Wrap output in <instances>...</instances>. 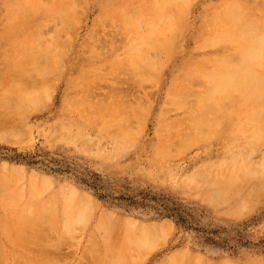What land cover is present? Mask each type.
I'll return each instance as SVG.
<instances>
[{"label": "rangeland", "instance_id": "374dc122", "mask_svg": "<svg viewBox=\"0 0 264 264\" xmlns=\"http://www.w3.org/2000/svg\"><path fill=\"white\" fill-rule=\"evenodd\" d=\"M34 1L35 0H0V88L1 86H3V84L8 83V81L11 79L8 85H6V87L9 88L11 86V88L13 89L9 88L8 92H11L12 90H16L15 92L21 93L22 91L20 96L18 93L19 96L18 97L16 93L15 96L14 95L11 96L9 95V93L7 95L6 87L4 90L2 89L0 90V99H4L7 95L6 98H8V100L5 98L6 99L5 102L7 101L6 102L7 105L10 107L12 105H15L14 109H17L12 113V110L14 109L10 108L9 110H7V105L4 104L5 103L4 100H2L0 103L1 106L0 113L4 112V114L3 113L0 114V180L3 181L0 184L1 185L0 188H2L0 191L5 190L4 188H6L7 191L8 192L10 191L11 193V194L9 193V195H12L14 197L16 195L17 199L18 196L19 198L20 196L24 197V198L21 197L20 201H18L16 198L12 196L10 197L8 195L9 198H12L11 200L7 199L9 201L8 203V201L4 199L5 197L8 198V196L6 195L7 191L5 195H4V191L2 193L0 192L1 193L0 202L4 201L2 202V204L0 203V221H1L0 248L2 246V248L0 249V253H1L0 260L2 259V261H0V264L1 262H3L2 264H17V263L22 264L21 261H23L24 264H37V261L34 262L35 260H33L34 257L36 259L40 260L41 258L43 260V261L40 260V263L38 264H41L43 262H44L43 264H100L101 262L102 264H106L109 262H111L110 264H264V135H263L264 134V99H263L264 78H262V76L264 77V72H263L264 67H262L264 63V59L262 60L260 59L262 62L258 60L259 58L262 57L260 55L264 56V52H263L264 51V35H263L264 0H196V1L192 0L193 3L190 2L191 0H186V1L175 0V3H178L179 1L178 4L180 6L178 4L175 5L174 3L173 4L171 3L172 5H175L177 7L174 8L171 6V8L173 9L169 7L171 4L168 6V2H167L168 0L167 1L161 0L162 2H159L158 0H151V3L150 0L149 2L147 0H140V2H138L139 0H136L137 2L135 0H116V1L108 0L109 1L108 3L106 0H76V1L74 0V3H76V8L74 7L75 4L73 3V0H71V2H67L66 4L69 6L68 8H70V10H72L71 8L73 7L75 10H72L73 15L72 14L70 15L71 16L70 19L72 22L71 23L69 22L70 24L68 25H66L63 22L66 21L67 23V20H69L68 15L70 12L68 13L67 9L65 10L67 6V5L65 6V2L68 0L66 1L63 0L65 2L63 1L61 2L60 0L59 2H57V0H55L58 8L52 7L51 3H53V0H37L38 2H41L42 7L45 6V5L43 6V4H46L48 6L46 7L47 13L44 12L45 7L44 10H42V7L41 9H39V7L36 6L39 3ZM164 1H166L165 4L163 3ZM232 1L236 3H231ZM220 2H222V4ZM62 3L64 5H62ZM70 3H73L74 5L71 4L70 6ZM125 3L126 5H124ZM155 3H157L158 10L162 9L164 6H167L164 9H162L163 11L167 8L164 14L160 13L162 12L161 10L159 11L157 10ZM185 3H187V6H185ZM219 3L221 5H217L219 6L217 8L218 11L217 12L215 8L216 5L214 6V4H219ZM225 3L228 4L227 6L229 7H224ZM30 4L34 6V8H31L33 10L29 9ZM236 4L242 9L239 8L238 6H234ZM20 5L22 8L25 6L23 10L28 12V14L23 13V16L26 19L30 17L29 11L31 12V18H30L31 20L28 18L29 20L27 19L26 21L25 18L21 17L24 20L23 21L21 20L20 22L19 20L21 14L20 10L22 12ZM117 5L118 6L121 5L120 8L119 7L117 8ZM182 5L184 9H180L183 8ZM49 6L52 7V10L51 7ZM53 6H55V2ZM140 6L143 8L144 11H146V13L147 12L151 13L150 16L153 17H150L148 13L147 14L144 13V11L141 10ZM121 7H127L129 9L127 8L123 9ZM130 7L131 10L134 8L136 9V11L133 10L135 15H133V12L130 11L132 13L131 17L133 18H131L129 15L131 14L128 11L130 10ZM146 7L149 9V11H147ZM37 8L40 12L36 10ZM155 8L158 13H154ZM186 8H188V10ZM206 8L209 11H207ZM219 8L222 9L219 10ZM55 9L56 11L54 12ZM60 9L61 10L63 9L62 11H64L66 15L68 14L66 18L65 15L63 14L64 12H62ZM109 9L115 15H121L123 13V15H121V18H118V19H122V21L119 20L120 23L118 22V20L116 21L118 23L113 22L116 19L112 17L113 14L109 11ZM178 9H180V12ZM48 10L50 11V13L53 11V13L58 14V16L60 14H63L64 17L63 16L61 17V15L58 17L55 14L54 15L49 14ZM151 10L152 12L154 11L153 12L154 14L150 12ZM214 10L215 12H213ZM221 10L222 11L224 10L225 12H222ZM228 10L230 12L229 14H228ZM60 11L61 13H59ZM140 11H142V14ZM169 11L173 12V14L171 13L169 14ZM34 12H36V14H34ZM43 12L45 13V15ZM208 12H210L209 16H207L206 14ZM221 12L224 13L225 16L221 15L222 14ZM245 12H246L245 15L247 17L244 15ZM108 13L110 14V19ZM127 13L129 16L127 15ZM159 13L161 17L159 16ZM174 13L175 15L178 14L176 15V18L178 17L185 21V22L183 21V28H182V22H180L178 19H177L178 21H175L176 18L173 17ZM214 13H215V18L213 17ZM219 13L221 14L219 15ZM226 13L228 14L227 15L228 19L231 14L230 17L231 20L227 24L225 23L226 21H224L223 19V17L224 18L226 17ZM41 14L44 15V18H46V16L49 17V15H51L50 16L51 18L52 16L53 18L55 16L54 20H58V22L57 21L54 22L53 18L51 19L48 17L44 20ZM140 14H141V18L147 17L145 19L148 25H146L145 23L146 21H144L145 20L144 18L142 24L144 23L145 24L141 25L140 23L141 18L139 17ZM217 14L220 18L217 16ZM170 15L172 17V21H174V24H172L173 23L172 21L170 22L171 20V17L169 18ZM182 15L183 17H179ZM210 15H213L211 16L212 20H214L213 24L211 22ZM232 15H234V17H232ZM16 16L18 19L16 18ZM38 16H40V18ZM125 16H127L128 18L126 19ZM148 16L152 20H150ZM248 16L253 18V20L250 19ZM36 17L40 19L38 23L37 21L36 23L34 22ZM111 18L113 21L110 22ZM74 19L76 20L75 22ZM132 19L134 20V22L136 20L135 23L138 22L137 23L138 26L137 24L136 26L134 25ZM206 19L207 21L210 20L209 22L210 26L207 24L208 22L206 21ZM228 19L225 20H227L228 22ZM96 20H98L97 21L98 23L100 21V23L98 24L97 22H95ZM167 20H169V22ZM236 20H238V22H235ZM44 21H46L45 24ZM51 21H53V23ZM152 21H155L154 25H152L153 24ZM160 21H162V24L160 23L162 26L159 25L158 27ZM217 21H219L220 23L218 22L217 24ZM247 21L251 22V23L249 22L250 25L246 24ZM33 22L34 25L32 24ZM61 22L64 23V24L62 23L64 26L61 24ZM121 22L123 23L126 22L125 23L126 25L122 23V25L124 26L131 25L128 26L129 28L126 27L129 29V31L132 29V27L134 28L136 27V30L132 29L130 32H128L127 30L124 31L125 29L124 30L121 29L124 28L123 26L120 25ZM178 22L180 25L175 24ZM40 23L43 24L42 25L43 27L42 26L41 27L43 28L44 31H42V29L40 28L41 25ZM112 23L115 24L113 25ZM58 24L59 26H57ZM30 25L33 27H31ZM44 25L46 26L45 28ZM236 25L238 29L235 28ZM257 25L261 26V28H259ZM27 26L28 29H26ZM116 26L118 27L117 32H116ZM142 26H144V28H142ZM168 26L170 29L168 28ZM179 26L181 28H178ZM232 26L233 29L235 30L234 32L233 30H231ZM253 26L254 28L255 27L256 28L254 29ZM29 27H31V29ZM37 27L39 30L40 29L41 30L39 31ZM61 27H62L61 29L62 31L60 30ZM69 27L70 29H68ZM146 28L149 29V31L146 30ZM150 28H155V30L154 29H153L154 31L152 29L150 30ZM166 28L172 30L173 33L167 31ZM210 28L213 29V31L212 30L210 31L209 30ZM227 28H229V31H227V34H229L228 37L226 32L224 31V29L227 30ZM32 29L33 30L35 29L36 31L38 30L39 32L37 31L38 33L35 34L36 31H32ZM57 29L60 31H58ZM162 29H163V33H162ZM174 29L175 32L173 31ZM176 29H179L177 33L180 32L178 33V35L180 34L179 35L180 37H178V35L175 34L177 41L175 39L173 40L175 36L174 37L172 36L174 33H176ZM218 29L221 31V33ZM259 29L263 30L262 34L260 33L262 30L259 32ZM156 30L158 31L160 30V32L159 33L158 31L155 32ZM247 30H250L251 32L254 31L252 32L253 36L255 33H257L256 36L258 37V39L255 36L253 37L249 35L250 36L249 37L247 33H251V32ZM112 31H114V33ZM135 31L136 32L139 31L140 33H136V34L137 36L138 34H141V36L139 35L138 38H133V36L136 35L134 33ZM147 31L148 34L146 35ZM217 31H219V33L216 35ZM32 32H35L34 34L36 35V38L37 35L41 33L39 34L41 36L39 38L41 42L44 40L43 38L46 39L47 37L49 38L51 37L52 39L50 40L48 38L41 43L40 41H38L39 40L38 38L35 39V35L32 34ZM95 32L97 33V37L99 36L98 33H101L99 38L104 37L105 39L101 38L99 40L97 38L96 40L95 37L96 35H94ZM111 32L113 33V38L111 35V37L108 39L109 42H106L108 38L107 34ZM123 32L126 35H124ZM142 33H145L144 36ZM156 33H158V36L161 33L160 36L163 39L161 40L162 43L160 44L157 43V47L160 48L158 49V54L156 51L157 47H155L156 53L153 49V47L156 46V44L154 43L155 44L154 45L153 43H151L153 40H157L159 42V40L161 39L156 35ZM170 33L171 35H167ZM242 33L243 34L246 33L245 36L242 35ZM42 34L43 36L45 35V37H42ZM219 34L220 35L223 34V35H221L220 37ZM232 34H235V36L234 35L232 36ZM29 35L30 37H28ZM114 35L117 36L116 38L120 40L117 41ZM122 35L124 39H121ZM153 35L158 38L156 39V37H154ZM31 36L33 39H35L34 42H32L33 39L31 38ZM128 36H132L133 39L131 37L128 38ZM146 36L149 37V39ZM211 36L212 38L213 36H215L214 37L215 39L213 38L214 42L209 41ZM224 36L225 39L227 37V39L224 41L225 43L223 42ZM231 37L234 38L230 39ZM55 38L60 40L56 41ZM199 38L202 39H200L201 41L198 42ZM206 38H208V40ZM212 38L210 40H212ZM65 39H67V41H65ZM110 39L112 41L113 39H115L116 42H118L115 44L114 41L112 47L110 46L112 49L108 47V45H110L111 43ZM135 39H138L137 40L138 44L136 43V41L134 42ZM139 39L140 40L142 39L141 41H143V43ZM147 39L148 42L146 41ZM169 39L170 40L172 39L171 42L173 41L174 43L169 42ZM235 39L236 41L239 42L238 43L234 42ZM254 39L255 42L257 39L258 43L256 42L254 46L252 43L253 41H251L252 45H250L249 41ZM36 40L40 42V44H38ZM61 40L65 44L66 42L71 44L70 46L71 48H68L69 46H66L64 47L63 52L62 50L60 51L59 49L60 48L63 49V46L59 48V44L57 43L58 45H56L55 43L56 42L60 43ZM54 41L56 42L54 43ZM138 41H140L143 46ZM217 41L219 43H217ZM229 41H231V43H229ZM45 42L47 43L46 48L50 49L52 47L49 53L51 52L53 54V52L59 50L60 52L63 53V55H61L59 51L58 54L60 55L57 56L56 53L52 55L53 57H51V53L48 54V52H46L47 55L45 56V53L43 54L41 51L38 52L43 54L44 56L39 53L38 55H36L37 50L36 48L34 49L33 44L34 45L35 43L36 45L38 44V46L36 45L35 46L38 47L39 49L42 48L43 51L46 49V48L43 49L45 47L44 45L46 44ZM105 42L108 44L105 45L107 46V49H105L106 47L104 48ZM84 43L87 44L85 45ZM94 43L96 45H99V43L101 45L102 43L103 48L100 45L99 46L102 48V50L104 49L105 50L101 51V48L96 46ZM201 43H205V44L201 45ZM65 44L63 45L65 46ZM248 44L250 46L245 47ZM48 45L50 46V48L48 47ZM115 45L116 47H114ZM256 45L257 47L260 48H257ZM251 46H254V49L256 50L258 49L259 55L258 53H256L257 52L256 50H255L256 52L253 51L254 49ZM127 47H130L132 49V50L130 49L131 51L129 50V52L134 54L133 56H135L139 51L144 54L146 53L147 55L141 54L143 58L141 61L140 60L141 58H137L138 55L140 56L139 54L140 52H139L135 58H137L140 61L133 58L134 65H132L133 60L131 62L132 58L130 57V53L128 52ZM234 47L236 48V51ZM66 48L69 49V50L67 49V52H66ZM237 48L240 49V51ZM246 48H248V50L249 48H252L253 50L251 49V51L253 53L250 50L248 51ZM48 49L46 50L48 51ZM88 49H90L91 51ZM93 49L94 51H92ZM33 50L35 52L34 54H33ZM126 50L129 54L126 53ZM237 50L240 53H238ZM64 51L66 52L67 55L64 54L65 53ZM84 51L86 52V54L84 53L83 55ZM134 51H136V54ZM170 51L172 55L169 54ZM121 52L123 53V55L125 54L123 57H120ZM159 52L161 53V55ZM231 52H232L231 56H228L230 55ZM233 52L234 53L237 52L236 56L233 54ZM241 53H243L244 55ZM148 54H150V56L152 57L151 58L149 56V59H152V62H150L151 60L149 61L150 64L147 61L148 59L144 60L143 57L144 55L147 58ZM127 55H129V57ZM218 55H225L226 58L230 57L228 59H232V60L227 61L225 56H222L221 58L224 59H221L220 57H218ZM233 55L236 58H233ZM251 55L252 57H250ZM154 56L155 59H153ZM156 56H158L159 58H157ZM244 56H247V58ZM256 56H258L259 58ZM48 57H51L53 59ZM127 57L129 61L127 60ZM211 57L214 59L211 60L212 59ZM119 58L120 59L122 58L121 59L122 65L120 63L121 61ZM205 58H207L208 60ZM217 58L218 59L220 58V61H218ZM55 59L57 60L55 61ZM114 59L115 61L117 59V61L114 62V64L118 62L116 65H119L120 67L122 66V68L124 64L125 65L124 68L120 69L118 66L117 68L119 69H116L115 65L112 68L113 66L112 62ZM162 59L165 61V62L163 61L164 63L167 62L165 68L163 69L161 68L165 64H163L162 66ZM168 59L171 61H169ZM236 59L239 60L237 61ZM123 60H127L128 63H126L127 61L123 62ZM153 60L158 62L157 63L155 61L153 62ZM214 60L215 62H213ZM226 61L227 63H225ZM232 61L238 62L237 64H235L236 62L233 63L234 65L233 68L235 71L232 70L233 68H230V66H232ZM257 61L260 62L258 63ZM137 62L141 66H137ZM217 62H218L217 64L218 67L214 66V63L216 64ZM221 62H224L226 66ZM244 62H247L246 64H250V66H254V67H249L248 65H245ZM104 63L109 66H104ZM129 63L131 64L130 67H132L134 70L129 69L130 68L128 65ZM240 63L241 66H239ZM98 65L102 67L101 68L102 70L98 69L99 68ZM235 65L237 68L238 66L239 68L241 67L240 69H238L240 70V72L237 70ZM242 66L246 68L249 67V70L248 68L247 69L244 67L242 68ZM255 66L260 67V70L262 69L263 74L259 72L257 73L255 70H258V68L255 70L253 69L255 68ZM103 67L104 68L108 67V68L103 69ZM195 67H198V70L195 69ZM223 67L224 69L226 67H229L228 72L230 74L227 73V69L224 70ZM154 68H157L158 70L156 71ZM207 68L209 71H213V68H215L214 69L215 73L210 72L211 73L210 74L209 71H207ZM216 68H218L219 70ZM159 69L163 70V72L161 70L159 71ZM202 69L205 70L203 71ZM221 69H223V72ZM128 70H130L131 72L130 71L128 72ZM199 70H201V72ZM142 71H145V73L144 72L142 73ZM245 71L249 73L248 75H250L251 72L250 79L253 80L254 83L248 80L249 78L247 74H245ZM139 72L143 74L141 78ZM205 72L208 77L204 75ZM129 73H132L133 75L131 74L132 76H130ZM179 74L182 75V78L179 76ZM183 75L189 76L188 80L190 81L186 79L188 77L185 78L183 77ZM212 75L214 78L212 77ZM229 75L231 76L229 77V79L224 78V77H228ZM252 75H254V77ZM82 76L84 79L81 78ZM134 76H136V78H132ZM112 77L116 78V80L113 79ZM193 77L195 78V80L197 78V82L199 81V79L201 80V82L199 81V83H197V84L201 83L199 86L196 85V82H194L195 80L193 79ZM211 77L213 78L214 81L209 82L212 79ZM12 78L14 79V81L12 80ZM184 78L186 80H184ZM208 78L211 79L209 80ZM233 78H235L234 81ZM246 78H247V82H245ZM74 79L75 82L73 81ZM117 80L120 81L122 80V81L120 82ZM191 80L194 82L195 87H197L194 89V91L199 92L198 97L200 96L203 97L202 100L204 104L200 100L201 97L200 98L197 97L198 92L197 93L193 92V90H190L191 88L190 89L188 88V92H186L187 91L186 88L191 87L192 84ZM202 80L203 81L205 80V82H202ZM221 80L223 83L221 82ZM228 80L230 81L228 82ZM241 80L243 81L242 84H241ZM184 81L187 83V86ZM231 81L232 84L230 83ZM213 82H215L214 83L215 85L213 84ZM99 83L100 84L103 83L104 85H100ZM115 83L121 84V85H117V88L122 86L123 89L122 87H120L118 88L119 92H117L118 89L116 88V86H114ZM86 84L96 85V87L94 88L95 89L97 88V90L95 91V89L93 88V90L95 91L94 94H96L97 91H99L97 95L99 96L101 93L102 96L100 97H102L104 100H105L104 97L106 95L108 96L111 95V91L113 95L116 93L117 96L121 91V95L118 96L119 99H117L116 95L113 97L109 96V98H107L108 96H106V98L108 100L110 99V101L113 99L112 102L115 101V103L117 100L118 102L119 100H122V102L121 101L120 102L123 103V105L121 104L119 106L120 103L118 102H117L118 104L116 105H113L114 103L111 102L112 104L110 105V103H108L105 100V102H107L109 106H107V104L105 103L107 107L106 106L102 107L105 104L103 105L102 104L103 101H101L102 98L98 99L97 98L98 96L96 95V97H93V100L94 101L97 100L98 103L101 102L100 104H102V106H100V104L95 103L92 100L93 104L94 103L96 104V105L94 104L95 105L94 108L93 105L91 104L92 101L90 99H89L90 101L87 100V94L89 93L91 94V92L93 94V91L90 92L86 91L87 89L89 90L92 86L89 85L87 87ZM105 84L107 85L110 84L112 86L111 87L110 85H108V87L111 89L109 91L110 94L108 92L109 88H107L106 87L107 85ZM181 84L182 87L185 84L186 86V87L184 86L185 90H183L180 87ZM99 85L105 86L103 87L105 88V90H103L102 87H100L99 89L98 88ZM194 85L192 86L193 88ZM201 85H203V87L205 86L204 87L205 91L203 92L201 91L203 90ZM238 85L239 86L242 85L243 88L242 86L239 87ZM114 87L116 89H114ZM225 87H226V91H224ZM231 87L234 89V93L232 92L233 89ZM238 87L241 88L240 89L241 91L239 90ZM245 87H247L248 90L250 89V91H246ZM112 88L114 89V91L112 90ZM175 88H177V90ZM179 88H181L182 90ZM170 89H172L171 91H173V93L177 91L176 92L177 94H179V92L181 91L183 92L185 91L184 93L186 94V96L188 95L190 99L188 97L185 98L186 96H184L183 92H181L182 96L180 94V98L179 95H177L176 93H175L176 95L170 94L169 92ZM216 89H219V91L218 90L216 91ZM242 89L246 91L248 97H245L246 94L245 92H243ZM251 90L253 92L255 91V93H253ZM4 91L6 92L5 93L6 95L2 94L4 93ZM229 92L231 95L229 94ZM240 92L241 94L243 93V95L244 94L245 95L244 96L241 95ZM193 93L196 94V96ZM258 93L259 95L262 94L263 95L259 96ZM40 94H44V96L42 95L44 99L38 100L37 97L36 103L39 101L38 102L39 104L32 103L33 101L32 102L30 101L31 100L30 98L34 99V96L36 97V95L37 96L39 95L42 98ZM122 94H124L123 96H126V98L129 99V103L126 98H123ZM138 94H140L142 97ZM220 94L221 96H219ZM74 95L75 97H77L78 102L77 100L74 99L75 98ZM79 95L80 96L86 95L84 98H86L87 101L85 100L82 101L83 99H81ZM226 95H227V99H226ZM254 95L255 97L257 95L258 99L259 97H262L260 99H263L261 100L263 104H259L261 103L259 102L260 99L258 100L255 97L253 99ZM16 96L20 100V102L23 100V102H21L20 104H23L24 100H26L25 101L26 104L28 102L29 104L28 105L18 104L17 99H15ZM91 96L89 98H92ZM144 96L145 99H143ZM192 96L195 97L191 99ZM12 97H15L14 99L16 100V102L14 101L15 103L12 102L13 104L12 103L9 104V102H11L10 99ZM139 97H141L143 100L147 99L149 102L146 101L147 102L146 104L145 102H142L143 100H140ZM182 97L185 99L183 100ZM224 97H225V101L223 100ZM138 99L140 101H138ZM180 99L184 101L185 106H183V101L181 103ZM245 99L247 102H244ZM255 99L256 101H258L257 104L256 103L252 104L256 102ZM249 100L251 101L248 102ZM169 101L172 102L169 103ZM187 101L189 102L187 103ZM173 102L175 104H172ZM218 102L220 103V105ZM235 102H237L238 104ZM200 103H202L203 106L206 103H208L207 108L210 107L211 109L210 108H209L210 110L206 109L205 106L203 107ZM30 105L31 106L33 105L32 108ZM117 105L120 109H123L121 111V114L120 111L119 112L117 111V109H119ZM127 105L129 106L127 107ZM176 105L177 107L179 106L182 107L181 108L179 107L178 109L174 110V108H177ZM200 105L202 106V110L199 109L201 108ZM236 105H238V107L235 110ZM239 105L241 106L240 108ZM243 105L244 106L247 105L246 109ZM250 105L252 108H250ZM97 106L99 108H97ZM169 106L172 108H170ZM167 107L169 108L165 113V109ZM194 107L196 110H194ZM140 108H142V110ZM216 108L217 110H212ZM2 109H5V111H3ZM126 110H129L130 113L129 111ZM140 110L142 113L144 110L145 113L140 114ZM231 110L232 112L234 111L235 113L233 112V114H231L232 113ZM261 110H263V112ZM162 111L164 113H162ZM216 111H218L219 114L222 112L219 115L220 117L218 116V113L216 115L215 113ZM249 111L250 113L252 111L254 112V113L252 112V114L254 115L253 120L251 117L252 114H249ZM116 112H118V114ZM127 112L129 114H126ZM5 113L8 116L5 115ZM115 114H117V116ZM145 114H147L146 119H144ZM190 114L191 116L193 115L192 118H188ZM195 115L197 116L195 117ZM142 117L144 118L142 119ZM197 117H199L198 120ZM179 118L181 119L179 120ZM175 119L176 120L178 119V121L181 122L177 123ZM184 119L186 121H188L189 119L191 120L188 121L189 123L187 122L189 124V125L187 124L188 127H186V121ZM192 119L193 120L195 119L194 120L195 122L198 121L197 122L198 125H196ZM200 119L202 122L201 121L199 122ZM160 120H162L163 122ZM171 120H174L177 123V125L172 124ZM167 122H170L173 126L172 125L170 126V123L168 124ZM190 122H192L193 124H191ZM181 123H183V125H181ZM161 124L165 126L166 131H164L163 125L162 127L160 126ZM179 124L183 129L186 127L187 131L181 132L180 134L182 128H179L180 127ZM199 124L201 127L199 126ZM194 125H196L197 127L195 126L193 128ZM243 126H245V128H247L248 130L250 129L249 132ZM215 129L217 130L215 131ZM251 131L253 132L251 133ZM185 134H188V138L189 137L190 138L188 139L187 135L185 136ZM191 134L192 135L196 134V135L192 136ZM174 135L178 140L175 138ZM197 135L198 137L201 136L202 140L200 139L201 137L198 139ZM184 137L187 139H185ZM179 141H183L182 143L184 145L180 144L181 142ZM166 143L168 146L166 145ZM169 143H171V145ZM173 144H175V146ZM186 144H188L187 145L188 147L186 146ZM168 147L169 150L171 149L172 151L170 150L169 152L170 155L168 156L167 154L168 157L166 158L165 154L168 151ZM178 147L182 148L180 149L181 151L177 150ZM162 148L163 149L166 148L167 151L163 150ZM173 148H175L176 150L175 149L173 150ZM232 177L237 179H232ZM239 177L242 178L239 179ZM226 178L228 179V183L226 182L227 180H225ZM31 181L35 182V184ZM2 183L4 184L2 185ZM30 184L32 186H30ZM72 186L73 188H76L77 191L76 189L75 190L72 189ZM70 187L72 190H70ZM254 189L256 191H254ZM73 190L76 191V196H73L75 195V193H73L74 192ZM35 191L37 193H35ZM219 191L222 193H220ZM20 193L23 195H21ZM63 193L69 196L67 195L65 196ZM36 194H37V198L35 197ZM30 195L34 198L33 200L32 197H30ZM82 196H84L83 197L85 198L84 200ZM38 197L40 198V200H38ZM28 198L31 199L30 202ZM65 199L70 202H65ZM240 200H242V202ZM71 202L72 205L70 204ZM16 203L17 205L20 204L19 206H21V204L23 206L19 207L16 205ZM28 203L29 204L31 203L30 204L31 206ZM66 203H68L69 205H67ZM82 203L84 204L82 205ZM9 204L10 205L13 204L14 208ZM25 204L28 206V208ZM3 205H4V209H2ZM70 205L73 207L71 208V210H70ZM78 205H81V207L80 206L78 207ZM29 206L32 207L31 210L32 209L35 210L33 211L36 212L35 215H32L33 213L31 211L29 212L27 211V209L30 208ZM66 206L69 208V211H66L68 210ZM78 208H80L81 210L82 208L83 209L86 208L85 213H83L84 212L83 210H82L83 212L80 213ZM240 208L242 209L240 210ZM18 210L19 211L21 210V212L18 213ZM22 210L24 214H22L23 213ZM3 212L4 215L2 214ZM5 212H7V214H5ZM26 213H30V217L28 214L29 218L24 216ZM69 213L70 216L71 215L75 216V218L77 219V220L75 219L76 223L74 222L73 217L68 216ZM77 214H79L81 220L77 218L78 216ZM38 215L42 216V218H39L40 216L36 218ZM110 215H112V218ZM105 216H107L108 218ZM25 217L27 219L32 220V221L29 220V224L27 225L26 223L28 222L27 219H25ZM102 217L103 218L105 217V220L108 219L110 222L109 221L105 222L104 220H102ZM21 219L24 222L22 221L20 222ZM99 219L104 222V224L101 225V227L104 228V230L101 229L100 227V223L102 222L99 223L100 221ZM117 219L119 220L117 221ZM36 221L40 222V224L38 223L36 224ZM114 221L116 222V224ZM15 222L19 223L17 224L18 225L17 227ZM8 224L11 230L17 229V231H19L23 226L24 228L26 227L25 230H27L28 228L27 231H29L30 229L32 232L39 233L40 235L37 234L38 238H36L37 236L35 233L31 235L32 234L31 232L27 233L25 232V230L21 229L20 235L23 234L22 236H25L27 238V241L25 240V237L20 238L19 232H16V234L18 235L15 236L14 234V236L12 237L13 232L10 233L11 235L9 234V231L11 230H8L7 228ZM31 224H33L32 225L33 227L31 226ZM154 224L156 228L155 230L152 229L154 228L153 226ZM19 225H21V228ZM129 225L133 226V228L129 227ZM160 226L164 230L162 231V233H161L162 228ZM166 226L167 229L165 230ZM4 227H6L7 229H5ZM125 227L127 230L125 229ZM158 227L161 228L160 231ZM21 231L29 234V236H26L27 234L24 235V233ZM147 233L152 237H150ZM157 233L159 236L157 235ZM155 234L157 236H155ZM153 237L154 238L157 237L156 240H154ZM42 238L45 239L46 241L43 240ZM28 241L30 242L29 243L30 247L29 246L25 247L28 245L27 244ZM22 243L24 244L21 245ZM46 243H48L47 249L44 248L46 246H43L46 245ZM4 244L5 245L8 244V245L5 246ZM42 247L45 250H43ZM48 249L49 251L52 250V253L50 251L49 254ZM38 251L41 253H39ZM45 251L48 252L45 253ZM196 254L198 256H196ZM182 255H184V258ZM49 256H51L53 260L50 259ZM18 260H20V262Z\"/></svg>", "mask_w": 264, "mask_h": 264}, {"label": "bare ground", "instance_id": "6f19581e", "mask_svg": "<svg viewBox=\"0 0 264 264\" xmlns=\"http://www.w3.org/2000/svg\"><path fill=\"white\" fill-rule=\"evenodd\" d=\"M35 1L38 2L37 0H35ZM35 1H34V2H35ZM60 1L62 2L63 0H60ZM65 1H66V0H65ZM65 1H63V2H65ZM75 1H76V0H75ZM106 1H107V3L109 2L108 0H106ZM115 1H116V0H115ZM135 1H136V0H135ZM147 1L149 2V0H147ZM158 1H159V2H162L163 0H162V1H161V0H158ZM166 1H167V0H166ZM166 1H164L163 3L165 4ZM170 1H171V0H168V1H167V2H168V6H169L171 3H172V4L174 3L175 5H177V4L179 3L180 0L178 1V3H175V0H173L174 2H173V1L170 2ZM185 1H186V0H185ZM195 1H196V0H195ZM54 2H55V6H53ZM57 2H59V0H57ZM67 2H71V0H70V1H69V0L66 1V2H65V6L67 5V4H66ZM136 2H137V1H136ZM138 2H140V0H139ZM141 2H142V1H141ZM159 2H158V3H159ZM169 2H170V3H169ZM181 2H182V1H181ZM181 2H180V4H181ZM190 2L193 3L192 0H191ZM190 2H189V3H190ZM229 2H230V1H229ZM38 3L40 4V5L38 4L39 6L36 5V4H34V5H36L37 7H39V9H41V7H42L41 2H38ZM73 3H74V0H73ZM73 3H70V6H71V4H73ZM112 3H113V2H112ZM118 3H119V2H118ZM150 3H151V0H150ZM220 3L222 4V2H220ZM220 3H219V4H214V6L216 5V6H215L216 11H217V8L219 7V6H217V5H221ZM231 3H236V2H233V1H232ZM68 4H69V3H68ZM74 4H75V5H74ZM74 4H73V5H74V7L76 8V3H74ZM136 4H137V3H136ZM146 4H147V3H146ZM155 4H156V8H157V3H155ZM159 4H160V3H159ZM159 4H158V5H159ZM172 4H171L169 7L171 8V6H172V7L175 8L176 6H175V5H172ZM190 4H191V3H190ZM44 5H45V6H44ZM51 5H52V7H57V3H56V1L53 0V3H51ZM62 5H64V4L62 3ZM121 5H122V3H121ZM121 5H120V6H121ZM124 5H126V3H125ZM127 5H128V4H127ZM143 5H145V4H143ZM149 5H150V4H149ZM160 5H161V4H160ZM160 5H159V6H160ZM166 5H167V4H166ZM178 5H179V4H178ZM227 5H228V4L225 3V6H224V7H229V6H227ZM23 6H24V5H23ZM29 6H30L29 9H30V10H33V9H31V8H34V6H32L31 4H30ZM43 6L45 7V10H44V7H42V10H44V12L47 13V11H46V7H48V6H47L46 4H43ZM65 6H64V7H65ZM105 6H106V5H105ZM120 6L117 5V8H118V7L120 8ZM132 6H133V5H132ZM162 6H163V5H162ZM179 6H180V5H179ZM185 6H187V3H185ZM190 6H191V5H190ZM210 6H211V5H210ZM212 6H213V5H212ZM222 6H223V5H222ZM234 6H238V5L236 4V5H234ZM20 7H21V5H20ZM49 7H51V6H49ZM52 7H51V10H52ZM68 7H69V6L67 5L66 8H65V10L67 9L68 13L70 12L69 15L67 14L68 17H69V20H67V23H66V21H63L64 19L62 20L66 25H68V24H70V23L72 22L71 19H70V18H71L70 15H71V14L73 15L72 10H75L73 6H72L73 8H71L72 10H70V8H68ZM133 7H134V6H133ZM140 7H141V6H140ZM147 7H148V6H147ZM147 7H146V9H147V11H149V9H148ZM151 7H152V6H151ZM153 7H154V6H153ZM165 7H167V6H164L162 9H164ZM182 7H183V5H182ZM188 7H189V6H188ZM220 7H221V6H220ZM238 7H239V6H238ZM23 8H25V6H24ZM23 8L21 7L22 12H21V10H20V13H21L22 15L20 14V17L18 16L20 22H21V20H22V21L24 20V19H22V18H25V17L23 16V13L28 14V12H26L25 10H23ZM57 8H58V7H57ZM59 8H61V7H59ZM109 8H110V7H109ZM113 8H114V7H113ZM121 8L124 9V8H127V7H121ZM138 8H139V7H138ZM156 8H155V12L153 11L154 13H158V12H157L158 8H157V10H156ZM170 8H169V10H170ZM176 8H177V7H176ZM207 8H208V7H207ZM207 8H206V10H207ZM213 8H214V7H213ZM239 8H241V7H239ZM247 8H248V7H247ZM11 9H12V8H11ZM53 9H54V8H53ZM127 9H129V8H127ZM144 9H145V8H144ZM162 9H159V10L162 11ZM166 9H167V8H166ZM166 9H165V10H166ZM171 9H173V8H171ZM180 9H184V7H183V8H180ZM180 9H178L179 12H180ZM186 9L188 10V8H186ZM211 9H212V8H211ZM220 9H222V8H219V10H220ZM227 9H228V8H227ZM231 9H232V8H231ZM241 9H242V8H241ZM36 10H38V8H37ZM60 10H61V9H60ZM62 10H63V9H62ZM62 10H61V11H62ZM117 10H118V9H117ZM125 10H126V9H125ZM133 10L136 11L135 8L131 10V7H130V10H128V11H129V12L132 11V12H133V15H135V13H134ZM141 10L144 11L142 7H141ZM159 10H158V11H159ZM165 10H163V11L160 12V13H161V14H162V13L164 14V13H165ZM12 11H13V10H12ZM12 11H11V12H12ZM23 11H24V12H23ZM34 11H35V10H34ZM38 11H39V10H38ZM38 11H37V12H38ZM55 11H56V9L54 10V12H55ZM58 11H59V9H58ZM58 11H57V12H58ZM61 11H60L59 13H61ZM67 11H66V12H67ZM83 11H84V10H83ZM109 11L112 13V11H111L110 9H109ZM128 11H127V12H128ZM142 11H140L141 14H142ZM174 11H175V10H174ZM207 11H209V10H207ZM221 11H222V10H221ZM226 11H227V10H226ZM9 12H10V11H9ZM14 12H15V11H14ZM14 12H13V14H14ZM39 12H40V11H39ZM44 12H43V13H44ZM57 12H56V13H57ZM62 12H64V11H62ZM81 12H82V11H81ZM110 12H109V13H110ZM129 12H128V13H129ZM138 12H139V11H138ZM150 12H152V10H151ZM153 12H152V13H153ZM185 12H186V11H185ZM213 12H215V10H214ZM217 12H218V11H217ZM217 12H216V13H217ZM222 12H225V11L223 10ZM222 12H221V13H222ZM231 12H232V11H231ZM45 13H44V15H45ZM48 13H49V14H53V15L55 14V13H53V11L50 13L49 10H48ZM109 13H108V14H109ZM128 13H127V15H128ZM130 13H131V12H130ZM144 13H146V11H144ZM147 13H148L149 16L151 15V13H149V12H147ZM147 13H146V14H147ZM154 13H153V14H154ZM160 13H159V16H160ZM170 13L173 14V12H170V11H169V14H170ZM176 13H177V11H176ZM209 13H210V12L206 13L207 16H209ZM211 13H212V12H211ZM221 13H219V15H220ZM229 13H230V12H229V10H228V14H229ZM232 13H233V12H232ZM29 14H30V17H28V18L30 19V18H31V12H30V11H29ZM34 14H36V12H34ZM38 14H39V13H38ZM63 14L65 15V18H66V17H67L66 13L64 12ZM63 14H60L61 17H62V16L64 17ZM74 14H75V13H74ZM83 14H84V13H83ZM112 14H113V13H112ZM118 14H119V12H118ZM141 14H140V16H139L140 18H141ZM146 14H144V15H146ZM153 14H152V15H153ZM166 14H167V12H166ZM169 14H168V15H169ZM228 14L226 13V17H227ZM241 14H242V13H241ZM245 14H246V12L244 13V15H245ZM11 15H12V13H11ZM17 15H18V13H17ZM44 15L41 14V16H43V19L45 20L48 16H46V18H44ZM46 15H47V14H46ZM55 15L58 16V14H55ZM60 15H59V16H60ZM78 15H79V14H78ZM114 15H115V14H113L112 17H114L116 20L113 21L112 18H111L110 22L113 21V22H115V23H118V22L120 23L119 20L122 21V19H118V18H121V15H123V13H122L121 15H115V16H114ZM129 15H130V17H131L132 13L129 14ZM129 15H128V16H129ZM138 15H139V13H138ZM156 15H157V14H156ZM176 15H178V14H176ZM176 15H175V13H174V16H173V17L176 18ZM213 15H214V16H213ZM213 15H210V19H211L212 24H213V21H214V20H212V17H211V16H213V17L215 18V13H214ZM221 15H224V13H222ZM28 16H29V15H28ZM33 16H34V15H33ZM50 16H51V15H49L48 18H51ZM57 16H56V17H57ZM59 16H58V17H59ZM81 16H82V15H81ZM117 16H118V17H117ZM119 16H120V17H119ZM149 16H148V17H149ZM157 16H158V15H157ZM162 16H163V15H162ZM165 16H166V15H165ZM207 16H206V17H207ZM217 16H218V14H217ZM224 16H225V15H224ZM242 16H243V15H242ZM245 16H246V15H245ZM13 17H14V16H13ZM21 17H22V18H21ZM26 17H27V16H26ZM38 17L40 18V16H38ZM38 17H36V19H38ZM116 17H117V18H116ZM134 17H135V16H134ZM137 17H138V16H137ZM150 17H153V16H150ZM150 17H149V19L152 20ZM160 17H161V16H160ZM170 17H171V15L169 16V18H170ZM179 17H183V15H182V16H179ZM218 17H219V16H218ZM221 17H222V16H221ZM226 17H225V18L223 17V19H224V21H226L225 23L227 24V23H229L230 20H231V19H230L231 14H230L229 19H228V17H227V18H226ZM232 17H234V15H232ZM246 17H247V16H246ZM248 17H249V16H248ZM16 18H17V16H16ZM28 18H27V19H28ZM52 18H53V16H52ZM52 18H51V19H52ZM54 18H55V16H54ZM54 18H53V20H54ZM79 18H81V17H79ZM106 18H107V17H106ZM125 18L127 19L128 17L125 16ZM131 18H133V17H131ZM140 18H139V20H140ZM143 18H144V17H142L141 20H140V21H141V22H140L141 25H144L145 23H146V25H148V24H147V21H146V19H145V18H147V17L144 18V19H145L144 21H146V22H145L144 24H142V23H143ZM158 18H159V17H158ZM219 18H220V17H219ZM249 18L253 20V18H251V17H249ZM254 18H255V17H254ZM17 19H18V18H17ZM27 19L25 18L26 21H27ZM29 19H28V20H29ZM36 19H35L34 22L36 23V21H37V23H38L40 19H38V20H36ZM43 19H42V20H43ZM58 19H60V18H58ZM72 19H73V18H72ZM109 19H110V14H109ZM134 19H135V18H134ZM149 19H148V20H149ZM155 19H156V18H155ZM155 19H154V20H155ZM177 19H178L180 22H182V28H183V21H184V20H182L181 18H178V17H177L175 21H178ZM208 19H209V17H208ZM225 19H228V22H227V20H225ZM30 20H31V19H30ZM42 20H41V21H42ZM78 20H79V19H78ZM117 20H118V22H116ZM132 20H133V19H132ZM132 20H131V21H132ZM139 20H138V21H139ZM181 20H182V21H181ZM252 20H251V21H252ZM55 21L58 22V20H54V22H55ZM60 21H61V20H60ZM75 21H76V20L74 19V22H75ZM97 21H98V20H96L95 22H97ZM124 21H125V19H124ZM124 21H123V22H124ZM167 21L169 22V20H167ZM171 21H172V17H171L170 22H171ZM206 21H207V19H206ZM242 21H243V20H242ZM254 21H255V20H254ZM24 22H25V21H24ZM34 22L32 23L33 25H34ZM45 22H46V21H44V24H45ZM51 22L53 23V21H51ZM63 22H61V24H62ZM69 22H70V23H69ZM77 22H78V21H77ZM123 22H121L120 25L124 27V28H121V29H123V30L125 29L124 31L127 30L128 32H130L132 29L136 30V27H135V28L132 27V29L129 31V29H128L129 27H128V26H131V25L124 26V25H126L125 23H126L127 21H126L125 23H123ZM132 22H134V20H133ZM135 22H136V20H135ZM135 22H134V25L136 26V24H137L138 22H137V23H135ZM150 22H151V21H150ZM150 22H149V23H150ZM152 22H153L152 25H154V22H155V21H152ZM156 22H157V20H156ZM168 22H167V24H168ZM172 22H173L172 24H174V21H172ZM184 22H185V21H184ZM207 22H208L207 24L209 25L210 20L207 21ZM218 22H219V21H217V24H218ZM222 22H223V21H222ZM235 22H238V20H236ZM235 22H234V23H235ZM249 22H250V21H249ZM249 22L247 21L246 24H249ZM258 22H260V21H258ZM49 23H50V21H49ZM49 23H47V24H49ZM52 23H51V24H52ZM64 23H63V24H64ZM79 23H80V22H79ZM97 23H98V22H97ZM99 23H100V21H99ZM99 23H98V24H99ZM115 23H114V24H115ZM122 23H123L124 25H122ZM160 23L162 24V21L159 22L158 27H159V25L162 26ZM219 23H220V22H219ZM223 23H224V22H223ZM250 23H251V22H250ZM22 24H23V22H22ZM27 24H28V23H27ZM32 24H31V25H32ZM40 24H41V25H40ZM40 24H39V25H40V28L42 29V31H44L43 28H42V27H43V26H42L43 24H42V23H40ZM63 24H62V25H63ZM74 24H76V23H74ZM77 24H78V23H77ZM112 24H113V23H112ZM114 24H113V25H114ZM175 24L178 25L179 22H178V23H175ZM212 24H211V25H212ZM215 24H216V22H215ZM226 24H223V25H226ZM231 24H232V23H231ZM25 25H26V23H25ZM31 25H30V26H31ZM62 25H61V26H62ZM72 25H73V24H72ZM116 25H118V24H116ZM120 25H119V26H120ZM139 25H140V24H139ZM150 25H151V24H150ZM152 25H151V26H152ZM169 25H170V23H169ZM179 25H180V24H179ZM249 25H250V24H249ZM36 26H37V24H36ZM36 26H35V28H36ZM41 26H42V27H41ZM57 26H59V24H58ZM63 26H64V25H63ZM77 26H78V25H77ZM97 26H98V25H97ZM97 26H96V27H97ZM99 26H100V25H99ZM137 26H138V24H137ZM172 26H173V25H172ZM172 26H170V27H172ZM209 26H210V25H209ZM209 26H208V27H209ZM219 26H221V25H219ZM247 26H248V25H247ZM247 26H246V27H247ZM254 26H255V25H254ZM254 26H253V28H254ZM257 26H258V25H257ZM263 26H264V25H263ZM23 27H24V25H23ZM31 27H33V26H31ZM31 27H29V28L31 29ZM45 27H46V26L44 25V28H45ZM110 27H111V26H110ZM126 27H128V28H126ZM140 27H141V26H140ZM166 27H167V26H166ZM215 27H216V26H215ZM217 27H218V26H217ZM225 27H226V26H225ZM258 27L261 28V26H258ZM258 27H257V28H258ZM54 28H55V26H54ZM66 28H67V27H66ZM66 28H65V29H66ZM97 28H98V27H97ZM107 28H108V27H107ZM113 28H114V26H113ZM137 28H139V27H137ZM142 28H144V26H142ZM160 28H161V27H160ZM160 28H158V29H160ZM163 28H164V27H163ZM168 28H169V26H168ZM176 28H177V27H176ZM178 28H181V27L179 26ZM223 28H224V26H223ZM229 28H230V27H229ZM229 28H227V30H225L226 28L224 29V31L226 32V34H227V31H229ZM235 28L238 29V28H237V25H236ZM240 28H241V27H240ZM247 28H248V27H247ZM247 28H245V29H247ZM255 28H256V27H255ZM255 28H254V29H255ZM26 29H28V26H27ZM37 29H38V27H37ZM41 29H40V30H41ZM58 29H59V28H58ZM58 29H57V30H58ZM61 29H62V27L60 28V30H61ZM68 29H70V27H69ZM117 29H118V27L116 26V32H117ZM151 29H152V30H153V29L155 30V28H150V30H151ZM156 29H157V27H156ZM166 29H167V28H166ZM169 29H170V28H169ZM169 29H167V31L172 32V30H169ZM214 29H215V28H214ZM38 30H39V29H38ZM38 30H37V31H38ZM40 30H39V31H40ZM54 30H55V29H54ZM57 30H56V31H57ZM60 30H58V31H60ZM63 30H64V29H63ZM146 30L149 31V29H147V28H146ZM154 30H153V31H154ZM164 30H165V29H164ZM209 30H210V31H211V30L213 31V29H211V28H210ZM218 30H219V29H218ZM221 30H222V29H221ZM231 30H233V32L235 31V30L233 29V26H232V29H231ZM250 30H251V29H250ZM250 30H247V31L251 32ZM257 30H258V29H257ZM261 30H262V29H259V32H260ZM263 30H264V29H263ZM263 30L260 32L261 34H262ZM32 31H36V30H35V29H34V30L32 29ZM37 31H36V33H35V32H32V34H34V33L37 34V33L39 32V31H38V32H37ZM56 31H55V32H56ZM58 31H57V32H58ZM61 31H62V30H61ZM94 31H95V30H94ZM99 31H100V29H99ZM118 31H120V30H118ZM140 31H142V30H140ZM148 31H147L146 35L148 34ZM157 31H158V30H156L155 32H157ZM173 31L175 32V29H174ZM177 31H179V29H176V33H174V34L172 35L173 37L175 36V34L178 35V33H180V32L177 33ZM219 31H220V30H219ZM219 31H217L216 35L219 33ZM244 31H245V30H244ZM247 31H246V32H247ZM11 32H12V31H11ZM17 32H18V31H17ZM101 32H102V31H101ZM112 32L114 33V31H112ZM112 32H111V33H112ZM159 32H160V30L158 31V33H159ZM182 32H184V31H182ZM203 32H204V31H203ZM205 32H206V31H205ZM230 32H231V31H230ZM241 32H243V31H241ZM241 32H240V33H241ZM252 32H254V31H252ZM252 32H251V33H247L248 36H249V35H250V36H253V35H252V34H253ZM259 32H258V34H259ZM43 33H44V32H43ZM59 33H60V32H59ZM59 33H58V34H59ZM69 33H70V32H69ZM90 33H91V32H90ZM93 33H94V32H93ZM93 33H92V34H93ZM102 33H103V32H102ZM104 33H105V32H104ZM111 33L107 34V35H108V36H107L108 38H107V41H106V42H109L108 39L111 37V35H112V38H113V33H112V34H111ZM119 33H120V32H119ZM123 33H124V32H123ZM126 33H127V32H126ZM134 33L136 34V33H140V32H139V31H137V32L135 31ZM158 33H156L157 36H158ZM162 33H163V29H162ZM165 33H166V32H165ZM172 33H173V32H172ZM211 33H212V32H211ZM220 33H221V31H220ZM222 33H223V32H222ZM235 33H236V32H235ZM35 34H34V35H35ZM39 34H41V33H39ZM39 34L37 35V38H38V39L41 37ZM53 34H54V33H53ZM88 34H89V33H88ZM98 34H99V36H100L101 33H98ZM116 34H117V33H116ZM127 34H128V33H127ZM142 34H143V36H144L145 33H142ZM237 34H238V33H237ZM245 34H246V33H245ZM245 34L242 33V35H244V36H245ZM256 34H257V33L254 34L255 37H257ZM94 35H96V36H95V37H96V40H97V38H98L99 40H100L101 38H102V39H105L104 37H101V38H99V36L97 37V33H96V32H95ZM109 35H110V36H109ZM117 35H118V34H117ZM119 35H120V34H119ZM124 35H126V34L124 33ZM133 35H134V34H133ZM133 35H132V36H133ZM139 35L141 36V34H138V36H139ZM160 35H161V33H160ZM160 35L158 36L159 38H161ZM167 35H171V33H170V34H167ZM179 35H180V34H179ZM179 35H178V37H180ZM216 35H215V36H216ZM221 35H223V34H221ZM221 35L219 34L220 37H221ZM228 35H229V34H227V37H228ZM233 35L235 36V34H232V36H233ZM263 35H264V33H263ZM38 36H39V37H38ZM132 36H128V38H129V37L132 38ZM138 36H137V34H136V35L133 36V38H138ZM143 36H142V37H143ZM150 36H151V35H150ZM153 36H154V35H153ZM172 36H171V37H172ZM215 36H213V38H214ZM236 36H237V35H236ZM250 36H249V37H250ZM254 36H253V37H254ZM28 37H30V35H29ZM42 37H45V35L43 36V34H42ZM46 37H47V36H46ZM89 37H90V36H89ZM114 37L116 38L117 36L114 35ZM142 37H140V38H142ZM146 37H147V36H146ZM151 37H152V36H151ZM151 37H150V38H151ZM154 37H156V36H154ZM158 37H156V39H157ZM167 37H168V36H167ZM173 37H172V38H173ZM227 37H226V39H227ZM249 37H248V38H249ZM261 37H262V36H261ZM31 38H32V36H31ZM37 38H36V35H35V39H37ZM48 38H49V37H47L46 39H48ZM133 38H132V39H133ZM147 38L149 39V37H147ZM211 38H212V36L210 37V39H211ZM213 38H212V40L209 39V41H211V42L213 41V42H214ZM233 38H234V37H231L230 39H233ZM242 38H244V37H242ZM242 38H240V39H242ZM248 38H245V39H248ZM32 39H33V38H32ZM35 39H33L32 42H34ZM43 39L46 40L45 38H43ZM49 39L51 40L52 38L50 37ZM55 39H56V38H55ZM61 39H62V38H61ZM70 39H71V38H70ZM70 39H68V40H70ZM116 39H117V38H116ZM121 39H124V38H123V35H122V38H121ZM144 39H145V38H144ZM148 39L146 40L147 42H148ZM174 39L176 40V36L173 38V40H174ZM200 39H202V38H199L198 42L201 41ZM206 39L208 40V38H206ZM214 39H215V38H214ZM221 39H222V38H221ZM226 39H225V36H224V38H223V42H224ZM230 39H229V40H230ZM252 39H253V38H252ZM257 39H258V37H257ZM257 39H256V42H257ZM44 40H43L42 42H44ZM58 40H60V39H56V41H58ZM62 40H63V39H62ZM62 40H61V42H60V43H62V44H60L59 42H56V41H54V43L56 42V43H55L56 45L59 44V48L63 46V49H61V48L59 49L60 51L62 50V52H63L64 47L69 46L68 48H71V47H70L71 44H69L68 42H66V44H67V45H66L65 43L62 42ZM110 40H111V39H110ZM118 40H120V39H117V41H118ZM137 40H138V39H135L134 42L136 41V43H137ZM139 40H140V39H139ZM141 40H142V39H141ZM141 40H140V41H141ZM151 40H153V39H151ZM158 40H159V39H158ZM161 40H163V39L161 38V39L159 40V42H158L157 40H153V41L151 42V43H153V44H154V43L156 44V46L153 47L154 51H155V47H157V43H158V44L162 43ZM171 40H172V39H171ZM171 40L169 39V42H171ZM217 40H218V39H217ZM36 41H37V40H36ZM38 41L41 42L40 39H39ZM38 41H37V43L40 44V42H38ZM52 41H53V40H52ZM63 41H64V40H63ZM65 41H67V39H65ZM94 41H95V40H94ZM103 41H104V40H103ZM114 41H115V44L118 43V42H116L115 39H113V41H112V40L110 41V42H111L110 45H108V44L105 42V44H104V48L106 47L105 49H107V46H105L106 44L108 45V47H110V46L112 47V45L114 44ZM121 41H122V40H121ZM123 41H124V40H123ZM140 41H138V42H139V43H141V42L143 43V41H141V42H140ZM146 41H144V42H146ZM156 41H157V42H156ZM176 41H177V40H176ZM209 41H206V42H209ZM218 41H219V40H218ZM218 41H217V43H219ZM227 41H228V40H227ZM231 41H232V40H231ZM231 41H229V43H231ZM233 41H234V40H233ZM242 41H243V40H242ZM251 41H253V42H252L253 45L256 43V42H255V39H254V40H250V41H249V42H250V45H252V44H251ZM42 42H41V43H42ZM47 42H48V40H47ZM50 42H51V41H50ZM50 42H49V43H50ZM69 42H71V41H69ZM165 42H166V40H165ZM172 42H173V41H172ZM172 42H171V43H172ZM234 42H237V43H238L239 41H236V39H235ZM247 42H248V40H247ZM45 43H46V42H45ZM57 43H58V44H57ZM87 43H88V42H87ZM87 43H84V44L86 45ZM89 43H91V42H89ZM92 43H93V42H92ZM119 43H121V42H119ZM122 43H123V42H122ZM131 43H132V42H131ZM142 43H141V45H142ZM173 43H174V42H173ZM224 43H225V42H224ZM226 43H227V42H226ZM229 43H228V44H229ZM242 43H243V42H242ZM242 43H241V45H242ZM257 43H258V42H257ZM31 44H32V43H31ZM31 44H30V45H31ZM38 44L36 45V43H35L36 46H38ZM63 44H65V46H64ZM68 44H69V45H68ZM94 44H95V43H94ZM97 44H98V43H97ZM132 44H133V43H132ZM132 44H131V46H132ZM134 44H135V43H134ZM137 44H138V43H137ZM144 44H145V43H144ZM153 44H152V45H153ZM155 44H154V45H155ZM166 44H167V42H166ZM176 44H177V43H176ZM202 44L204 45L205 43H201V45H202ZM210 44H211V43H210ZM213 44H214V43H213ZM259 44H260V43H259ZM259 44H257V45H259ZM35 45L33 44L34 49L36 48V50H37V51L35 50V51L37 52L36 55H38V53H39L38 51H41L43 54L45 53V56L47 55L46 52H48V54L51 53V52L49 53V51L52 49V47L50 48V46L48 45V47H49L50 49L46 48L47 43L44 45L45 47L43 46V47H44L43 49L46 48V49H48V51H47L46 49L42 51V48L39 49V48L36 47ZM41 45H42V44H41ZM50 45H51V44H50ZM95 45H96V44H95ZM99 45H100V43H99ZM99 45H96V46H98V47L101 46V47L103 48L102 43H101L100 46H99ZM125 45H126V44H125ZM163 45H164V43H163ZM208 45H209V44H208ZM215 45H216V44H215ZM250 45L248 44V45H246V46L244 45V46L247 47V46H250ZM257 45H256V47H257ZM260 45H261V44H260ZM121 46H122V45H121ZM128 46H129V45H128ZM131 46H130V47H131ZM142 46H143V45H142ZM159 46H160V45H159ZM199 46H200V44H199ZM217 46H218V45H217ZM239 46H240V45H239ZM254 46H255V45H254ZM254 46H251V47L254 49ZM39 47H40V46H39ZM87 47H88V45H87ZM87 47H86V50H87ZM89 47H90V46H89ZM101 47H100V48H101ZM111 47H110V48H111ZM114 47H116V45H115ZM122 47H123V46H122ZM130 47H127L128 52H129V50L131 49ZM171 47H172V46H171ZM204 47H206V46H204ZM204 47H202V48H204ZM207 47H208V46H207ZM245 47H244V48H245ZM37 48H38L39 50H38ZM55 48H56V47H55ZM55 48H54V49H55ZM57 48H58V47H57ZM68 48H66V52H67V49H68ZM83 48H84V46H83ZM102 48H101V51H104L105 49L102 50ZM142 48H143V47H142ZM144 48H145V47H144ZM168 48H169V47H168ZM221 48H222V47H221ZM234 48H235V47H234ZM242 48H243V47H242ZM252 48H249V50L251 51ZM257 48H260V47H257ZM31 49H32V47H31ZM31 49H30V50H31ZM80 49H81V48H80ZM91 49H92V48H91ZM111 49H112V48H111ZM119 49H120V48H119ZM125 49H126V48H125ZM146 49H147V48H146ZM158 49H160V48L157 47V50H156V51H157V54H158ZM169 49H170V48H169ZM171 49H172V48H171ZM208 49H209V48H208ZM237 49H238V48H237ZM246 49L248 50V48H246ZM253 49H252V50H253ZM262 49H263V48H262ZM59 50H58V51H59ZM68 50H69V49H68ZM86 50H85V51H86ZM88 50H90V49H88ZM131 50H132V49H131ZM131 50H130V51H131ZM138 50H139V49H138ZM138 50H137V52H138ZM144 50H145V49H144ZM238 50L240 51V49H238ZM238 50H237V51H238ZM243 50H244V49H243ZM249 50H248V51H249ZM255 50H256V49H254L253 51H255ZM58 51H56V52H53V51H52V52H53V54H56V53H57V56H58V55H60V54H58L60 51H59V52H58ZM85 51L83 52V55H84V53L86 54ZM90 51H91V50H90ZM92 51H94V49H93ZM112 51H113V50H112ZM156 51H155V53H156ZM235 51H236V48H235ZM239 51H238V53H240ZM244 51H245V50H244ZM256 51H257V52H256ZM256 51H255V52L258 53V55H259L258 49H257ZM62 52H60L61 55H63ZM64 52H65V51H64ZM66 52L64 53L65 55H67ZM87 52H88V51H87ZM96 52H97V51H96ZM99 52H100V51H99ZM114 52H115V51H114ZM128 52H127V50H126V53H128ZM134 52H135V54H136V51H134ZM139 52H140V51H139ZM139 52H138V53H139ZM142 52H145V51H142ZM167 52H168V51H167ZM224 52H225V51H224ZM251 52H252V51H251ZM255 52H254V53H255ZM263 52H264V51H263ZM34 53H35V52H34V50H33V54H34ZM88 53H89V52H88ZM92 53H93V52H92ZM102 53H103V52H102ZM124 53H125V52H124ZM129 53H130V57L132 58V59H131V62H132V60H133L132 65H134V59H133V58H135L136 55H137L138 53H137L135 56H133L134 54H132L131 52H129ZM129 53H128V54H129ZM159 53H160V52H159ZM204 53H205V52H204ZM247 53H248V52H247ZM247 53H245V54H247ZM252 53H253V52H252ZM256 53H255V54H256ZM39 54H41V53H39ZM43 54H41V55H43ZM53 54L51 53V57H53V56H52ZM131 54H132V55H131ZM139 54H140V56L138 55L137 58H141L140 60L142 61L143 58H142L141 54H144V53H141V52H140ZM145 54H146V53H145ZM145 54H144V55H145ZM169 54H171V51L169 52ZM231 54H232V52L230 53V55H228V54H227V55H228V56H231ZM233 54L236 56L237 52H235V53L233 52ZM241 54H243V53H241ZM241 54H240V56H241ZM81 55H82V53H81ZM94 55H95V54H94ZM101 55H103V54H101ZM117 55H118V54H117ZM124 55H125V54H124ZM124 55H123L122 52L120 53V57H123ZM144 55H143L144 60H145V59H148V60H147L148 62H149L150 60H151L150 62H152V59H149L150 54H148L147 58H146ZM146 55H147V54H146ZM160 55H161V53H160ZM171 55H172V54H171ZM171 55H170V57H171ZM234 55H233V58H236ZM243 55H244V54H243ZM248 55H249V54H248ZM252 55H254V54H252ZM252 55H251L250 57H252ZM43 56H44V55H43ZM54 56H55V55H54ZM86 56H87V55H86ZM92 56H93V54H92ZM127 56L129 57V55H127ZM167 56H168V55H167ZM203 56H205V55H203ZM203 56H202V57H203ZM222 56H225V55H218V57H220V58H221ZM260 56H262L263 58H262V57L259 58L258 56H256V57L259 58V59L257 58L258 60H260V59H261V60L264 59V56H263V55H260ZM51 57H48V58H51ZM55 57H56V56H55ZM55 57H54V58H55ZM60 57H61V56H60ZM96 57H97V55H96ZM128 57H127V60H128ZM150 57H151V56H150ZM156 57L159 58L158 56H156ZM172 57H173V56H172ZM214 57H216V56H214ZM242 57H243V56H242ZM244 57L247 58V56H244ZM62 58H63V57H62ZM89 58H90V57H89ZM89 58H88V59H89ZM114 58H115V57H114ZM117 58H118V57H117ZM124 58H126V57H124ZM137 58H135V59H137ZM151 58H152V57H151ZM211 58H212V57H211ZM220 58H219V59L217 58L218 61H220ZM225 58H226V56H225ZM228 58H230V57H228ZM228 58H226L227 61H228V60H232V59H228ZM239 58H240V57H239ZM246 58H245V60H246ZM51 59H53V58H51ZM58 59H59V58H58ZM119 59H120V58H119ZM121 59H122V58H121ZM121 59H120V61H121L120 63H121V65H122V60H121ZM153 59H155V56H154ZM164 59H166V58H164ZM169 59H171V58H169ZM169 59H168V60H169ZM205 59H207V58H205ZM213 59H214V58H212L211 60H213ZM221 59H224V58H221ZM242 59H243V58H242ZM249 59H250V58H249ZM254 59H255V58H254ZM56 60H57V59H55V61H56ZM127 60H123V62H126ZM137 60H138V59H137ZM140 60H138V61H140ZM199 60H200V57H199ZM207 60H208V59H207ZM215 60H216V58H215ZM215 60H214L213 62H215ZM233 60H234V59H233ZM236 60H237V59H236ZM238 60H239V59H238ZM238 60H237V61H238ZM247 60H248V59H247ZM261 60H260V61H261ZM61 61H62V60H61ZM116 61H117V59H116ZM116 61H115V59L113 60V62H112V65H113L112 68H113L114 65H115V66H116V69H119V68L121 69L122 66L120 67L119 65H116L118 62H117L116 64H114V62H116ZM128 61H129V60H128ZM128 61H127L126 63H128ZM154 61H155V60H153V62H154ZM163 61H164V60L162 59V66H163V64H165V65H164L161 69L165 68V66H166V64H167V62L164 63L165 61H164V62H163ZM169 61H171V60H169ZM227 61H226L225 63H227ZM243 61H244V60H243ZM249 61H250V60H249ZM260 61H259V62H260ZM91 62H92V60H91ZM150 62H149V64H150ZM155 62H156V61H155ZM157 62H158V61H157ZM157 62H156V63H157ZM159 62H160V61H159ZM210 62H211V61H210ZM213 62H212V63H213ZM229 62H230V61H229ZM235 62H236V61H232V66H230V68H233V66H234L233 63H235ZM257 62H258V61H257ZM259 62H258V63H259ZM261 62H262V61H261ZM141 63H142V62H141ZM169 63H170V62H169ZM221 63H223V64L225 65L224 62H221ZM237 63H238V62H236L235 64H237ZM244 63H245V65H248L249 67H254V66H250V64H246L247 62H244ZM249 63H250V62H249ZM251 63H252V62H251ZM102 64H103V63H102ZM144 64H145V63H144ZM151 64H153V63H151ZM174 64H175V63H174ZM210 64H211V63H210ZM217 64H218V62H217L216 64L214 63V66L218 67ZM230 64H231V63H230ZM254 64H255V63H254ZM90 65H91V64H90ZM99 65H100V64H99ZM99 65H98V66H99ZM128 65H129V67L131 66L130 63H129ZM155 65H156V64H155ZM172 65H173V64H172ZM181 65H182V64H181ZM204 65H205V64H204ZM228 65H229V64H228ZM242 65H243V64H242ZM19 66H20V65H19ZM98 66H97V67H98ZM104 66H109V65H106V64L104 63ZM118 66H119V68H117ZM124 66H125V65L123 64V68H124ZM137 66H141V65L137 62ZM183 66H184V65H183ZM208 66H210V65H208ZM214 66H213V67H214ZM220 66H221V65H220ZM220 66H219V67H220ZM225 66H226V65H225ZM239 66H241V63H240ZM239 66H238V68H237L236 65H235V67L237 68V70L241 68V67L239 68ZM143 67H144V66H143ZM151 67H152V66H151ZM155 67H156V66H155ZM160 67H161V66H160ZM184 67H185V66H184ZM184 67H183V68H184ZM187 67H188V66H187ZM202 67H204V66H202ZM243 67H244V66H242V68H243ZM249 67H247L248 70H249ZM262 67H264V63H263V66H262ZM101 68H102V67L99 66L98 69H101ZM105 68L107 69L108 67H105ZM105 68L103 67V69H105ZM123 68H122V69H123ZM126 68H127V67H126ZM140 68H141V67H140ZM152 68H153V67H152ZM220 68H221V67H220ZM244 68H246V67H244ZM247 68H246V69H247ZM257 68H258V70H255V69H257ZM42 69H43V68H42ZM44 69H45V68H44ZM110 69H111V66H110ZM129 69L132 70L133 68L130 67ZM136 69H137V68H136ZM136 69H135V70H136ZM154 69H155L156 71L158 70L157 68H154ZM161 69H159V71H160ZM192 69H194V68H192ZM195 69L198 70V67H195ZM214 69H215V68H213V71H209L208 68H207V71H209V73H210V72L215 73V72H214V71H215ZM216 69H218V68H216ZM223 69H224V67H223ZM223 69H221L222 72H223ZM226 69H227V73H229V72H228V71H229V70H228L229 67H226L224 70H226ZM246 69H245V70H246ZM253 69H254L257 73L259 72V73L263 74V72H264V71L262 72V69L260 70V67H258V66H255V68H253ZM101 70H102V69H101ZM133 70H134V69H133ZM202 70L204 71L205 69H202ZM218 70H219V69H218ZM232 70H234V68H233ZM99 71H100V70H99ZM103 71H104V70H103ZM109 71H110V70H109ZM115 71H117V70H115ZM129 71H130V70H128V72H129ZM161 71L163 72V70H161ZM199 71L201 72V70H199ZM207 71H206V72H207ZM234 71H235V70H234ZM238 71L240 72V70H238ZM241 71H242V70H241ZM252 71H253V70H252ZM104 72H105V71H104ZM130 72H131V71H130ZM143 72L145 73V71H142V73H143ZM152 72H153V71H152ZM182 72H183V71H182ZM200 72H199V73H200ZM206 72H205V74H204V73H203V74L206 75ZM115 73H116V72H115ZM139 73H140L139 75H140V78H141V76H142L143 74H142L141 72H139ZM149 73H150V72H149ZM149 73H148V74H149ZM154 73H155V72H154ZM160 73H161V72H160ZM197 73H198V72H197ZM209 73H207V74H209ZM252 73H254V72H252ZM104 74H105V73H104ZM129 74H130V76L133 75L132 73H129ZM131 74H132V75H131ZM148 74H147V76H148ZM155 74H156V73H155ZM210 74H211V73H210ZM222 74H223V73H222ZM229 74H230V73H229ZM239 74H240V73H239ZM245 74H247V76H248V78H249L248 80H250L251 82H253V80L250 79V77H251V72H250V75H248L249 73H247V72L245 71ZM117 75H119V74H117ZM149 75H150V74H149ZM158 75H159V74H158ZM200 75H201V74H200ZM231 75H232V74H231ZM153 76H154V75H153ZM179 76L182 78V75L179 74ZM206 76H207V75H206ZM252 76L254 77V75H252ZM100 77H101V76H100ZM113 77H114V75H113ZM113 77H112V78H113ZM118 77H119V76H118ZM145 77H146V76H145ZM156 77H157V76H156ZM158 77H159V76H158ZM173 77H174V76H173ZM183 77H185V78L188 77V78H186V79H187V80L189 79V76H184V75H183ZM191 77H192V76H191ZM191 77H190V78H191ZM204 77H205V76H204ZM207 77H208V76H207ZM212 77H213V75H212ZM212 77H211V78H212ZM217 77H218V74H217ZM229 77H231V76L229 75L228 77H224V78L229 79ZM241 77H242V76H241ZM259 77H260V76H259ZM81 78H83V76H82ZM86 78H87V77H86ZM96 78H97V77H96ZM96 78H95V79H96ZM101 78H102V77H101ZM132 78H136V76H134V77H132ZM138 78H139V77H138ZM140 78H139V79H140ZM181 78H180V79H181ZM185 78H184V80H186ZM211 78H210V79H211ZM213 78H214V77H213ZM213 78H212L211 80L208 78V79L210 80L209 82L214 81ZM262 78H264V77L262 76ZM79 79H80V78H79ZM83 79H84V78H83ZM95 79H94V80H95ZM98 79H99V78H98ZM113 79L116 80V78H113ZM139 79H138V80H139ZM160 79H161V78H160ZM193 79L195 80L194 77H193ZM215 79H216V78H215ZM227 79H225V80H227ZM237 79H238V78H237ZM237 79H236V81H237ZM10 80H11V79H10ZM10 80L8 81V83L10 82ZM12 80L14 81L13 78H12ZM16 80H17V79H16ZM76 80H77V79H76ZM136 80H137V79H136ZM141 80H143V79H141ZM151 80H152V79H151ZM219 80H220V77H219ZM234 80H235V78H233V81H234ZM254 80H255V79H254ZM73 81L75 82V79H74ZM73 81H72V82H73ZM91 81H92V80H91ZM117 81H120V80H117ZM121 81H122V80H121ZM121 81H120V82H121ZM125 81H126V80H125ZM181 81H182V80H181ZM188 81H190V80H188ZM199 81L201 82L200 79H199ZM199 81L197 82V78H196V80H195L194 82H196V85L199 86V85L201 84V83H200V84H197V83H199ZM229 81H230V80H228V82H229ZM262 81H263V80H262ZM74 82H73V83H74ZM101 82H102V81H101ZM123 82H124V81H123ZM134 82H135V81H134ZM157 82H158V81H157ZM179 82H180V80H179ZM184 82H185V81H184ZM191 82H192L191 87H187V88H186V89H187L186 92H188V88H189V89L191 88L190 90H193V92H195L194 89L197 88V87H195L194 82H193L192 80H191ZM202 82H205V80H204V81L202 80ZM221 82H222V80H221ZM221 82H220V83H221ZM242 82H243V81L241 80V84H242ZM245 82H247V78L245 79ZM256 82H257V81H256ZM256 82H255V83H256ZM8 83L3 84V86H4V85H5V86H4V87L1 86L0 90H1V89L4 90L5 87H6V85H8ZM11 83H12V82H11ZM83 83H85V82H83ZM86 83H88V82H86ZM95 83H96V82H95ZM95 83H94V84H95ZM103 83H104V82H103ZM103 83H102V84L99 83V84H100V85H104ZM116 83H117V82H116ZM116 83H115V85H114V86H116V88H117V85H121V84H119V83H118V84H116ZM138 83H139V82H138ZM170 83H171V82H170ZM185 83H186V82H185ZM188 83H190V82H188ZM214 83H215V82H213V84H214ZM222 83H223V82H222ZM230 83L232 84V81H231ZM234 83H236V82H234ZM237 83H238V82H237ZM253 83H254V82H253ZM258 83H259V81H258ZM15 84H16V83H15ZM94 84H93V85H92V84H89V85L92 86L89 90H88V89H87V90L85 89L87 92L93 91V94H92V92H91V94H90V93L87 94V100L90 99V100L92 101V100H93V97H96V95L99 93V91H97V93L94 94V92L97 90V88H96V89L94 88V87H96V85H94ZM97 84H98V81H97ZM179 84H180V83H179ZM179 84H177V85H179ZM208 84H209V83H208ZM210 84H212V83H210ZM228 84H229V83H228ZM231 84H230V85H231ZM256 84H257V83H256ZM86 85H87V84H86ZM89 85H87V87H88ZM100 85L98 86L99 89H100V87H102V88L105 87V86H100ZM105 85H107V84H105ZM108 85H110V84H108ZM108 85L106 86L107 88H109ZM122 85H123V84H122ZM177 85H176V86H177ZM193 85H194V88L192 87ZM214 85H215V84H214ZM233 85H234V84H233ZM236 85H237V84H236ZM246 85H247V84H246ZM12 86H13V85H12ZM72 86H73V85H72ZM72 86H71V87H72ZM110 86H111V85H110ZM174 86H175V85H174ZM184 86H185V84H184ZM184 86L182 87V84H181L180 87H181L183 90H185L184 88L187 86V83H186V86H185V87H184ZM201 86H202V89H203V90H201V89H200V90H201L202 92L205 91V89H204L205 86H204V87H203V85H201ZM238 86H239V85H238ZM241 86H242V85H240L239 87H241ZM255 86H256V85H255ZM257 86H258V85H257ZM262 86H263V85H262ZM2 87H3V88H2ZM13 87H14V86H13ZM87 87H86V88H87ZM111 87H112V86H111ZM120 87H122V86H120ZM120 87H118V88H120ZM171 87H172V84H171ZM171 87H170V88H171ZM233 87H234V86H233ZM239 87H238V88H239ZM248 87H249V86H248ZM251 87H252V86H251ZM9 88H11V86H10ZM9 88L6 87V89H7L6 92H7V93L4 91V93H2V94H3V95H6V94L8 95V93H9V95H11V96H12V95L15 96L16 94H17V96H18V93H19V96H20V94L22 93V91H21V93H20V92L17 93V92H15L16 90H12V91H11L12 94H11V92H8V89H9ZM16 88H17V87H16ZM93 88L95 89V91L93 90ZM116 88L114 87V89H116ZM118 88H117V89H118ZM181 88H179V89H181ZM221 88H222V87H221ZM231 88H232V87H231ZM236 88H237V87H236ZM242 88H243V86H242ZM256 88H257V87H256ZM11 89H13V88H11ZM70 89H71V88H70ZM99 89H98V90H99ZM114 89L112 88L113 91H114ZM122 89H123V87H122ZM125 89H126V88H125ZM175 89L177 90V88H175ZM182 89H181V90H182ZM232 89H233V88H232ZM240 89H241V88H239V90H240ZM245 89H246V91H250V89L248 90L247 87H245ZM261 89H262V88H261ZM103 90H105V88H103ZM106 90H107V89H106ZM110 90H111V89L109 88L108 92H109ZM171 90H172V89L169 90L170 94H175V93L177 92V91L175 90L176 92L173 93V91H171ZM173 90H174V89H173ZM181 90H180V91H181ZM190 90H189V91H190ZM196 90H197V89H196ZM207 90H208V89H207ZM217 90L219 91V89H216V91H217ZM242 90H243V89H242ZM9 91H10V90H9ZM19 91H20V89H19ZM122 91H125V90H122ZM178 91H179V90H178ZM224 91H226V87H225V90H224ZM240 91H241V90H240ZM246 91L243 90V92H245V94H246ZM251 91H252V90H251ZM258 91H259V90H258ZM13 92H14V94H13ZM102 92H103V91H102ZM106 92H107V91H106ZM117 92H119V89H118ZM171 92H172V93H171ZM181 92H183V91H181ZM181 92H179V94L176 93L177 95H179V98H180V94H181ZM184 92H185V91H184ZM184 92H183V93H184ZM191 92H192V91H191ZM197 92H198V91H196L195 93H197ZM202 92H201V93H202ZM232 92L234 93V89L232 90ZM232 92H231V93H232ZM252 92H253V91H252ZM5 93H6V94H5ZM15 93H16V94H15ZM103 93H104V92H103ZM122 93H124V92H122ZM146 93H147V91H146ZM189 93H190V92H189ZM204 93H206V92H204ZM213 93H214V92H213ZM216 93H217V92H216ZM219 93H220V92H219ZM223 93H224V92H223ZM225 93H226V92H225ZM238 93H239V92H238ZM253 93H255V91H254ZM256 93H257V92H256ZM259 93H260V92H259ZM259 93H258V95H259ZM24 94H25V93H24ZM106 94H108V93H106ZM109 94H110V92H109ZM127 94H128V93H127ZM148 94H149V93H148ZM176 94H175V95H176ZM193 94H194V93H193ZM207 94H208V93H207ZM221 94H222V93H221ZM221 94H220L219 96H221ZM229 94H230V92H229ZM235 94H236V93H235ZM240 94H241V92H240ZM245 94H244V95H245ZM251 94H252V93H251ZM260 94H261V93H260ZM7 95H6V97H7ZM40 95H41V96H42V95L44 96V94H40ZM70 95H71V94H70ZM77 95H78V94H77ZM89 95H90V96L93 95V96H91L92 98H89V97H90ZM103 95H105V94H103ZM115 95L117 96L116 93L113 95V94H112V91H111V95H109V96H110V97H113V96H115ZM119 95H121V91H120ZM119 95H118V96H119ZM123 95H124V94H122V96H123ZM138 95H140V94H138ZM144 95H145V94H144ZM190 95H192V94H190ZM194 95L196 96V94H194ZM201 95H202V94H201ZM209 95H211V94H209ZM214 95H215V94H214ZM227 95H228V94H227ZM227 95H226V99H227ZM230 95H231V94H230ZM241 95H243V93H242ZM244 95H243V96H244ZM246 95H247V94H246ZM246 95H245V97H248V95H247V96H246ZM262 95H263V94H262ZM262 95H259V96H262ZM1 96H2V95H1ZM17 96H16V98H15V97H12V98L10 99L11 102H9V104H11L12 102L15 103V102H16L15 99H17L18 104H20L21 102H23V100L20 102V100L17 98ZM19 96H18V97H19ZM24 96H25V95H24ZM24 96H23V97H24ZM43 96H42V98H41L39 95H38V96L36 95V97L34 96V99L30 98V99H31L30 101H31V102L33 101L32 103H36V101H37L36 98L38 97V100H42V99H44ZM79 96H80V95H79ZM85 96H86V95H84V96H80L81 99H83L82 101H84V100L87 101L86 98H84ZM88 96H89V97H88ZM97 96H98V95H97ZM100 96H102L101 93H100V95H99L97 98H98V99H101L102 97H100ZM106 96H108V95H106ZM106 96H105L104 98H105V100H106L108 103H110V105H111L112 103H114L113 105H116V104H118V103H120L119 106H120L121 104L123 105V103H121L122 100H119V102H118V100H117L116 103H115V101L112 102V100H113L112 98H111L112 100L110 101V99H109V100L107 99V98H109V96H108L107 98H106ZM118 96H117V99H119ZM127 96H128V95H127ZM140 96H141V95H140ZM150 96H151V95H150ZM150 96H149V97H150ZM181 96H182V94H181ZM184 96H186L185 93H184ZM195 96H192L191 99H192L193 97H195ZM198 96H199V92H198L197 97H198ZM206 96H207V95H206ZM223 96H224V95H223ZM223 96H222V97H223ZM234 96H235V95H234ZM238 96H239V94H238ZM249 96H250V95H249ZM4 97H5V96H4ZM4 97H2V98H4ZM6 97H5V98H6ZM70 97H71V96H70ZM74 97H75V95H74ZM74 97H73V98H74ZM82 97H83V98H82ZM141 97H142V96H141ZM141 97H139L140 100L145 99V96L143 97V99H142ZM187 97H188V95H187L185 98H187ZM200 97H201V96H200ZM200 97H198V98H200ZM222 97H221V98H222ZM230 97H231V96H230ZM235 97H236V96H235ZM254 97H255V95L253 96V99H254ZM5 98H4V99H0V103H1L2 100H4V102H5L6 99L8 100V98H6V99H5ZM9 98H10V96H9ZM14 98H15V99H14ZM21 98H22V96H21ZM21 98H20V99H21ZM24 98H25V97H24ZM24 98H23V99H24ZM39 98H41V99H39ZM123 98H126V96H123ZM136 98H137V97H136ZM165 98H166V97H165ZM182 98H183V97H182ZM185 98H183V100H184ZM188 98L190 99V97H188ZM202 98H203V97H201L200 100L203 102ZM204 98H205V97H204ZM255 98H257V95H256ZM260 98H262V97H259V99H260ZM12 99H13V100H12ZM26 99H27V97H26ZM28 99H29V98H28ZM35 99H36V100H35ZM74 99L77 100V102H78L77 97H75ZM81 99H80V100H81ZM102 99H103V98H102ZM102 99H101V101H103L102 104H103V105H104L105 103L107 104V102H105V100H104V99L102 100ZM126 99H127V98H126ZM150 99H151V98H150ZM177 99H178V98H177ZM206 99H207V98H206ZM216 99H217V98H216ZM240 99H241V98H240ZM257 99H258V98H257ZM259 99H258V100H259ZM263 99H264V96H263ZM263 99H260L259 102H261V100H263ZM70 100H71V99H70ZM90 100H89V101H90ZM115 100H116V97H115ZM124 100H125V99H124ZM127 100H128V103H129V99H127ZM140 100L138 99V101H140ZM180 100H181V103H182L183 100H182V99H180ZM187 100H188V99H187ZM208 100H209V99H208ZM223 100L225 101V97H224ZM236 100H237V99H236ZM251 100H252V99H251ZM251 100H249L248 102H250ZM14 101H15V102H14ZM25 101H26V100H24V103H23V104H26ZM93 101H94V100H93ZM93 101H92V103H91V102H90V103H91V104L93 105V107L95 108V105H96L95 103H98V101H97V100L94 101V102H95V103H94L95 105L93 104ZM96 101H97V102H96ZM99 101H100V100H99ZM120 101H121V102H120ZM146 101L149 102L147 99H146V100H143L142 102H145V103L147 104ZM166 101H167V100H166ZM219 101H220V100H219ZM224 101H221V102H224ZM227 101H228V100H227ZM255 101H256V99H255ZM6 102H7V101H6ZM6 102H5L4 104L7 105ZM27 102H28V101H27ZM31 102H30V103H31ZM38 102H39V101H38ZM38 102H37L36 104H39ZM41 102H42V101H41ZM71 102H72V101H71ZM111 102H112V103H111ZM117 102H118V103H117ZM125 102H126V101H125ZM125 102H124V103H125ZM167 102H168V101H167ZM167 102H166V103H167ZM170 102H172V101H169V103H170ZM188 102H189V101H187V103H188ZM237 102H238V101H237ZM237 102H235V103H237ZM244 102H247L246 99H245ZM257 102H258V101L254 102V103H252V104H255V103L257 104ZM2 103H3V102H2ZM13 103H12V104H13ZM100 103H101V102H100ZM100 103H98V104H100ZM126 103H127V102H126ZM145 103H144V104H145ZM179 103H180V102H179ZM179 103H178V105H179ZM218 103H219V102H218ZM229 103H230V102H229ZM18 104H17V105H18ZM23 104H20V105H23ZM28 104H29V102H28L26 105H28ZM85 104H86V102H85ZM98 104H97V105H98ZM102 104H100V106H102ZM106 104H105L104 106H102V107H105ZM137 104H138V103H137ZM146 104H145V105H146ZM150 104H151V103H150ZM172 104H175V103L173 102ZM200 104L202 105V103H200ZM203 104H204V102H203ZM221 104H223V103H221ZM232 104H233V103H232ZM237 104H238V103H237ZM250 104H251V103H250ZM259 104H263V103L261 102V103H259ZM1 105H2V104H1ZM6 105H4V106H6ZM125 105H126V104H125ZM193 105H195V104H193ZM201 105H200L201 108H199V107H198V108L202 110V106H203V105H202V106H201ZM219 105H220V103H219ZM14 106H15V105H12V106L10 107V106L7 105V110H9L10 108H13V109H14ZM18 106H19V105H18ZM24 106H25V105H24ZM24 106H23V107H24ZM30 106H31V105H30ZM32 106H33V105H32ZM32 106H31V108H32ZM37 106H38V105H37ZM107 106H109V105L107 104ZM107 106H106V107H107ZM128 106H129V105H127V107H128ZM148 106H149V104H148ZM183 106H185L184 101H183ZM204 106H205V108L208 109V110L211 109L210 107H209L210 109L207 108L208 103H206ZM204 106H203V107H204ZM243 106H244V105H243ZM246 106H247V105H246ZM246 106H244L245 109H246ZM261 106H262V105H261ZM0 107H1V106H0ZM8 107H9V108H8ZM23 107H22V109H23ZM117 107H118V105H117ZM125 107H126V106H125ZM169 107H170V106H169ZM169 107H167V108L165 109V113H166V111L168 110ZM176 107H177V105H176ZM179 107H180V106H179ZM179 107L174 108V110H175V109H178ZM181 107H182V106H181ZM181 107H180V108H181ZM222 107H223V106H222ZM222 107H221V108H222ZM228 107H229V106H228ZM237 107H238V105H236L235 110H236ZM240 107H241V106L239 105V108H240ZM259 107H260V106H259ZM20 108H21V107H20ZM20 108H19V109H20ZM36 108H37V107H36ZM97 108H99V107L97 106ZM100 108H101V107H100ZM114 108H115V106H114ZM118 108H119V107H118ZM163 108H165V107H163ZM170 108H172V107H170ZM205 108H204V109H205ZM248 108H249V107H248ZM250 108H252L251 105H250ZM0 109H1V108H0ZM140 109L142 110V108H140ZM222 109H223V108H222ZM245 109H244V110H245ZM2 110L5 111V109H2ZM2 110H1V111H2ZM16 110H17V109L12 110V113H13V111H16ZM122 110H123V109H120V108L117 109L118 112L120 111V114H121V111H122ZM141 110H140V114L145 113L144 110H143V113L141 112ZM169 110H170V109H169ZM194 110H196L195 107H194ZM212 110H217V108H216V109H212ZM223 110H224V109H223ZM237 110H238V109H237ZM250 110H251V109H250ZM22 111H24V110H22ZM126 111H129V110H126ZM146 111H147V110H146ZM163 111H164V110H163ZM163 111H162V113H164ZM242 111H243V110H242ZM261 111L263 112V110H261ZM8 112H9V111H8ZM8 112H7V113H8ZM118 112H116V113L118 114ZM160 112H161V111H160ZM231 112H232V110H231ZM233 112H234V111H233ZM233 112H232L231 114H233ZM240 112H241V110H240ZM252 112H253V111H252ZM252 112L250 113V111H249V114H252ZM255 112H256V111H255ZM2 113L4 114V112H1L0 114H2ZM12 113H10V114H12ZM19 113H20V112H19ZM93 113H94V112H93ZM112 113H113V112H112ZM124 113H125V112H124ZM124 113H123V114H124ZM129 113H130V111H129ZM129 113L127 112L126 114H129ZM195 113H196V112H195ZM195 113H194V114H195ZM202 113H203V112H202ZM215 113H216V115H217V113H218V116H219L222 112L219 114V112L216 111ZM234 113H235V112H234ZM253 113H254V112H253ZM17 114H18V113H17ZM117 114H115V115L117 116ZM120 114H119V115H120ZM123 114H122V115H123ZM135 114H136V113H135ZM135 114H134V115H135ZM147 114H148V113H147ZM147 114H145V118L142 117V119H143V118L146 119ZM198 114H199V112H198ZM223 114H224V113H223ZM5 115H7V114L5 113ZM90 115H91V114H90ZM113 115H114V114H113ZM164 115H165V114H164ZM188 115H189V113H188ZM234 115H235V114H234ZM236 115H237V114H236ZM247 115H248V114H247ZM7 116H8V115H7ZM7 116H6V117H7ZM120 116H121V115H120ZM120 116H119V117H120ZM125 116H126V115H125ZM138 116H140V115H138ZM138 116H137V117H138ZM143 116H144V115H143ZM184 116H185V115H184ZM190 116H191V114H190ZM190 116H189V117L187 116V117H188V118H192L193 115H192L191 117H190ZM196 116H197V115H195V117H196ZM200 116H201V115H200ZM204 116H205V115H204ZM248 116H249V115H248ZM248 116H246V117H248ZM250 116H251V115H250ZM6 117H5V118H6ZM135 117H136V116H135ZM178 117H179V116H178ZM180 117H181V116H180ZM187 117H185V118H187ZM219 117H220V116H219ZM251 117H252V120H253L254 115L252 114ZM205 118H206V117H205ZM205 118H204V119H205ZM210 118H211V116H210ZM232 118H233V117H232ZM239 118H240V117H239ZM256 118H257V117H256ZM102 119H103V118H102ZM110 119H112V118H110ZM140 119H141V118H140ZM142 119H141V120H142ZM172 119H173V118H172ZM180 119H181V118H179V120H180ZM182 119H183V118H182ZM198 119H199V117H197V120H198ZM175 120H176V119H175ZM184 120H185V119H184ZM189 120H190V119H189ZM189 120H188V121H189ZM192 120H193V119H192ZM194 120H195V119H194ZM194 120H193V122H195ZM202 120H203V119H202ZM241 120H242V118H241ZM257 120H258V119H257ZM107 121H108V119H107ZM160 121H162V120H160ZM176 121H177V123H180V122H181V121L179 122L178 119H177ZM185 121H186V120H185ZM188 121H186V127H188V125H189V124H188V123H189ZM190 121H191V120H190ZM200 121H201V119L199 120V122H200ZM162 122H163V121H162ZM171 122H172V124H176V125H177V123H176L174 120H171ZM174 122H175V123H174ZM187 122H188V123H187ZM197 122H198V121H197ZM197 122H195L196 125H198ZM201 122H202V121H201ZM208 122H209V121H208ZM13 123H14V122H13ZM107 123H108V122H107ZM167 123L169 124L170 122H167ZM190 123L193 124L192 122H190ZM258 123H259V122H258ZM108 124H109V123H108ZM168 124H167V125H168ZM172 124L170 123V126H171ZM187 124H188V125H187ZM104 125H106V124H104ZM162 125H163V124H161L160 126L162 127ZM179 125H180V124H179ZM181 125H183V123H181ZM181 125H180L179 128H182ZM184 125H185V123H184ZM196 125H194L193 128H194ZM160 126H159V127H160ZM172 126H173V125H172ZM199 126H200V124H199ZM250 126H251V125H250ZM177 127H178V126H177ZM184 127H185V126H184ZM186 127H185L184 129H186ZM196 127H197V126H196ZM200 127H201V126H200ZM207 127H208V126H207ZM238 127H239V126H238ZM243 127L245 128V126H243ZM262 127H263V126H262ZM106 128H107V127H106ZM171 128H172V127H171ZM191 128H192V127H191ZM191 128H190V129H191ZM258 128H259V127H258ZM163 129H164V131H166V128H165L164 125H163ZM182 129H183V128H182ZM182 129H181V131L179 130V131H180V134H181V132H185V131H187V129H186V130L183 129V131H182ZM190 129H189V130H190ZM245 129H247V128H245ZM245 129H244V130H245ZM189 130H188V131H189ZM192 130H193V129H192ZM197 130H198V129H197ZM216 130H217V129H215V131H216ZM247 130H248V129H247ZM249 130H250V129H249ZM249 130H248V132H249ZM190 131H191V130H190ZM191 132H192V131H191ZM242 132H244V131H242ZM245 132H246V131H245ZM252 132H253V131H251V133H252ZM177 133H178V132H177ZM189 133H190V132H189ZM161 134H162V133H161ZM178 134H179V133H178ZM208 134H209V133H208ZM176 135H177V134H176ZM186 135H187V138H188V134H185V136H186ZM191 135H192V134H191ZM193 135L195 136L196 134H193ZM193 135H192V136H193ZM198 135H199V134H198ZM198 135H197V137H198ZM255 135H256V134H255ZM263 135H264V134H263ZM161 136H162V135H161ZM164 136H165V135H164ZM174 136H175V135H174ZM181 136H182V135H181ZM181 136H180V137H181ZM183 136H184V135H183ZM258 136H259V135H258ZM258 136H257V137H258ZM177 137H178V136H177ZM200 137H201V136H199L198 139H199ZM211 137H212V136H211ZM249 137H250V136H249ZM172 138H173V137H172ZM175 138H176V136H175ZM175 138H174V139H175ZM181 138H182V137H181ZM184 138H185V137H184ZM187 138H185V139H187ZM189 138H190V137H189ZM189 138H188V139H189ZM194 138H195V137H194ZM176 139H177V138H176ZM179 139H180V138H179ZM198 139H195V140H198ZM200 139L202 140V137H201ZM252 139H253V138H252ZM168 140H169V139H168ZM177 140H178V139H177ZM190 141H191V139H190ZM204 141H205V140H204ZM168 142H170V141H168ZM168 142H167V143H168ZM171 142H172V140H171ZM179 142H181L180 144H183V143H182L183 141H179ZM186 142H187V141H186ZM193 142H194V140H193ZM201 142H203V141H201ZM167 143H166V145H167ZM196 143H199V142H196ZM234 143H235V142H234ZM169 144L171 145V143H169ZM191 144H192V143H191ZM173 145L175 146V144H173ZM173 145H172V146H173ZM183 145H184V144H183ZM187 145H188V144H186V146H187ZM193 145H194V144H193ZM159 146H161V145H159ZM167 146H168V145H167ZM174 146H173V147H174ZM189 146H190V145H189ZM238 146H239V145H238ZM169 147H171V146H169ZM169 147H168V151H167L166 148H164V149L162 148L163 150L167 151L166 154H165V157H166V158L170 155L169 152H170L171 149L169 150ZM181 147H182V146H181ZM187 147H188V146H187ZM236 147H237V146H236ZM160 148H161V147H160ZM184 148H185V147H184ZM237 148H238V147H237ZM241 148H242V147H241ZM174 149H175V148H173V150H174ZM180 149H182V148L178 147L177 150H180ZM185 149H186V148H185ZM185 149H184V150H185ZM175 150H176V149H175ZM160 151H161V150H160ZM165 151H164V153H165ZM171 151H172V150H171ZM180 151H181V150H180ZM161 152H162V151H161ZM182 152H183V151H182ZM164 153H163V154H164ZM158 154H161V153H158ZM163 154H162V155H163ZM167 154H168V156H167ZM171 154H173V153H171ZM180 154H181V153H180ZM163 156H164V155H163ZM175 156H176V155H175ZM223 156H224V155H223ZM230 156H231V155H230ZM171 157H172V156H171ZM177 157H178V156H177ZM225 157H226V156H225ZM229 158H230V157H229ZM163 159H164V158H163ZM225 160H226V159H225ZM224 162H225V161H224ZM203 165H204V164H203ZM219 165H220V164H219ZM196 167H197V166H196ZM201 167H202V166H201ZM5 170H6V169H5ZM197 170H198V169H197ZM199 172H200V171H199ZM16 173H17V172H16ZM234 173H235V172H234ZM4 174H5V173H4ZM10 174H11V173H10ZM12 174H13V173H12ZM193 174H194V173H193ZM198 175H199V174H198ZM12 176H13V175H12ZM187 176H188V175H187ZM190 176H191V174H190ZM195 176H196V175H195ZM232 176H233V175H232ZM237 176H238V175H237ZM10 177H11V176H10ZM14 177H15V175H14ZM234 177H235V176H234ZM244 177H245V176H244ZM248 177H249V176H248ZM5 178H6V177H5ZM34 178H36V177H34ZM188 178H189V177H188ZM241 178H242V177H241ZM241 178L239 177V179H241ZM12 179H13V177H12ZM232 179H237V178H233V177H232ZM232 179H231V180H232ZM246 179H247V178H246ZM248 179H249V178H248ZM32 180H33V179H32ZM184 180H185V179H184ZM225 180H227L226 182L228 183V179L226 178ZM182 181H183V180H182ZM1 182H3V181L0 180V184H1ZM31 182H33V181H31ZM184 182H185V181H184ZM233 182H235V181H233ZM245 182H246V181H245ZM33 183L35 184V182H33ZM229 183H230V182H229ZM231 183H232V182H231ZM236 183H237V182H236ZM3 184H4V183H2V185H3ZM192 184H193V183H192ZM214 184H215V183H214ZM233 184H234V183H233ZM237 184H238V183H237ZM216 185H217V184H216ZM245 185H246V184H245ZM0 186H1V185H0ZM7 186H8V185H7ZM30 186H32V185L30 184ZM39 186H40V185H39ZM225 187H226V186H225ZM240 187H241V186H240ZM243 187H244V186H243ZM37 188H38V187H37ZM37 188H36V189H37ZM235 188H236V187H235ZM1 189H2V188H0V190H1ZM4 189H5V190H2V191H0V192L2 193V192L4 191V195H5L7 189H6V188H4ZM36 189H35V190H36ZM72 189L75 190L76 188H73V186H72ZM72 189H71V187H70V190H72ZM218 189H219V188H218ZM229 189H230V188H229ZM8 190H9V189H8ZM74 190H73V191H74ZM29 191H30V190H29ZM31 191H32V190H31ZM33 191H34V190H33ZM36 191H37V190H36ZM36 191H35V193H37ZM73 191H72V192H73ZM76 191H77V189H76ZM76 191L73 192V193H75V195H73V196H76ZM220 191H221V189H220ZM220 191H219V192H220ZM231 191H232V190H231ZM240 191H241V190H240ZM254 191H256V190L254 189ZM67 192H68V191H67ZM200 192H201V191H200ZM1 193H0V194H1ZM9 193H10V191H9V192L7 191V194H6V195L8 196ZM17 193H18V192H17ZM17 193H16V194H17ZM22 193H23V192H22ZM28 193H29V192H28ZM30 193H33V192H30ZM68 193H69V192H68ZM78 193H79V192H78ZM214 193H215V192H214ZM220 193H222V192H220ZM10 194H11V193H10ZM20 194H21V193H20ZM63 194H64V193H63ZM197 194H198V193H197ZM207 194H208V193H207ZM252 194H253V193H252ZM21 195H23V194H21ZM64 195L66 196L67 194H64ZM77 195H79V194H77ZM9 196L11 197L12 195H9ZM9 196H8V198L5 197V196H3V197H5L4 199H6V201H8L7 199H10V200L12 199V198H9ZM17 196H18V195H17ZM41 196H42V195H41ZM54 196H55V195H54ZM67 196H69V195H67ZM195 196H196V195H195ZM198 196H199V195H198ZM212 196H213V195H212ZM230 196H231V194H230ZM253 196H254V195H253ZM12 197H14V196H12ZM21 197H23V196H20V198H19V196H18V199H17V198H16V195H15L14 198H16L18 201H20ZM30 197H32V196L30 195ZM35 197L37 198V194H36ZM63 197H64V196H63ZM70 197H71V196H70ZM83 197H84V196H82V198H83ZM213 197H214V196H213ZM222 197H223V196H222ZM23 198H24V197H23ZM36 198H35V199H36ZM79 198H80V197H79ZM214 198H215V197H214ZM239 198H240V196H239ZM246 198H247V197H246ZM33 199H34V198L32 197V200H33ZM63 199H64V198H63ZM84 199H85V198H83V200H84ZM87 199H88V197H87ZM90 199H91V198H90ZM242 199H243V198H242ZM28 200H29V202H30L31 199L28 198ZM36 200H37V199H36ZM38 200H40L39 197H38ZM41 200H42V199H41ZM72 200H73V198H72ZM81 200H82V199H81ZM81 200H80V201H81ZM202 200H203V199H202ZM219 200H220V199H219ZM223 200H224V199H223ZM6 201H5V202H6ZM76 201H77V200H76ZM240 201L242 202V200H240ZM243 201H244V200H243ZM2 202H4V201H2ZM2 202H0V203L2 204ZM15 202H16V201H15ZM15 202H14V203H15ZM27 202H28V201H27ZM33 202H34V201H33ZM65 202H70V201H67V200L65 199ZM83 202H84V201H83ZM89 202H90V201H89ZM241 202H240V204H241ZM8 203H9V201H8ZM19 203H20V202H19ZM85 203H86V202H85ZM3 204H4V203H3ZM5 204H6V203H5ZM28 204H29V203H28ZM30 204H31V203H30ZM30 204H29V205H30ZM66 204L69 205L68 203H66ZM70 204L72 205V202H71ZM76 204H77V203H76ZM83 204H84V203H82V205H83ZM216 204H217V203H216ZM246 204H247V203H246ZM9 205H10V204H9ZM16 205H17V203H16ZM19 205H20V204H19ZM19 205H17V206H19ZM25 205H26V204H25ZM33 205H34V204H33ZM39 205H40V204H39ZM71 205H70V210H71V208H73ZM209 205H210V203H209ZM224 205H225V204H224ZM227 205H229V204H227ZM238 205H239V204H238ZM238 205H237V206H238ZM10 206H13V208H14V205H13V204L10 205ZM21 206H23V205L21 204ZM21 206H19V207H21ZM26 206H27V205H26ZM30 206H31V205H30ZM30 206H29V207H30ZM79 206L81 207V205H78V207H79ZM5 207H6V206H5ZM19 207H18V208H19ZM34 207H35V206H34ZM34 207H33V208H34ZM49 207H50V206H49ZM49 207H48V209H49ZM66 207H67V206H66ZM239 207H240V206H239ZM16 208H17V207H16ZM25 208H26V207H25ZM27 208H28V206H27ZM31 208H32V207L29 208L30 210L27 209V211H28V212L31 211V212L33 213V214H32V213H31V214H32V215H35L36 212H33V211H35V210H34V209L31 210ZM50 208H51V207H50ZM67 208H68V207H67ZM74 208H75V206H74ZM83 208H84V207H83ZM83 208H82V210H83L84 212H83L80 208H78L80 213H81V212L85 213L86 208H85V209H83ZM223 208H224V207H223ZM242 208H243V207H242ZM242 208H240V210H241ZM2 209H4V205H3V208H2ZM37 209H38V208H37ZM52 209H53V208H52ZM92 209H93V208H92ZM215 209H216V208H215ZM218 209H219V208H218ZM65 210H66V209H65ZM238 210H239V209H238ZM2 211H3V210H2ZM5 211H6V209H5ZM16 211H17V209H16ZM39 211H40V210H39ZM50 211H51V210H50ZM52 211H53V210H52ZM66 211H69V208H68V210H66ZM74 211H75V210H74ZM74 211H72V212H74ZM20 212H21V210H20V211L18 210V213H20ZM22 212H23V210H22ZM77 212H78V211H77ZM64 213H65V212H64ZM83 213H82V214H83ZM220 213H221V212H220ZM2 214L4 215V212H3ZM5 214H7V212H5ZM22 214H24V212H23ZM28 214H29V217H30V213H26L24 216H26L27 218H29V217H28ZM40 214H41V212H40ZM71 214H72V213H71ZM74 214H75V213H74ZM110 214H112V213H110ZM66 215H68V214H66ZM77 215H78L77 218H79V220H81L79 214H77ZM39 216H40V215H38L36 218H38ZM68 216H70V213H69ZM87 216H88V215H87ZM101 216H102V215H101ZM107 216H108V214H107ZM107 216H105V217H107ZM110 216H111V218H112V215H110ZM26 217H25V219H27ZM43 217H44V215H43ZM70 217H73V218H74V222H75V219H76L75 216H74V215H73V216L71 215ZM82 217H84V216H82ZM85 217H86V216H85ZM105 217H104V218L102 217V220H104L105 222H106V221H109L108 219L105 220ZM113 217H114V215H113ZM22 218H24V217H22ZM36 218H34V219H36ZM39 218H42V216H40ZM107 218H108V217H107ZM115 218H116V217H115ZM25 219H24V220H25ZM34 219H33V220H34ZM100 219H101V218H100ZM100 219H99V220H100ZM18 220H19V218H18ZM29 220H30V219H27V222H28V223L25 222L26 225L29 224ZM72 220H73V219H72ZM76 220H77V219H76ZM99 220H98V221H99ZM118 220H119V219H117V221H118ZM10 221H11V220H10ZM13 221H14V220H13ZM21 221L24 222L22 219L20 220V222H21ZM30 221H32V220H30ZM43 221H44V220H43ZM43 221H42V222H43ZM112 221H113V220H112ZM0 222H1V221H0ZM4 222H5V221H4ZM74 222H73V223H74ZM78 222H79V221H78ZM78 222H77V223H78ZM81 222H82V221H81ZM100 222H102V223H100ZM109 222H110V221H109ZM114 222H115V221H114ZM122 222H123V221H122ZM134 222H135V220H134ZM15 223H16V222H15ZM25 223H24V224H25ZM34 223H35V222H34ZM34 223H33V224H34ZM37 223L40 224V222L36 221V224H37ZM73 223H72V224H73ZM75 223H76V222H75ZM99 223H100V227H101L102 224H104V222L101 221V220L99 221ZM129 223H131V222H129ZM4 224H5V223H4ZM4 224H3V225H4ZM17 224H19V223H16V227L18 226ZM24 224H23V225H24ZM33 224H31V226H32ZM81 224H82V223H81ZM115 224H116V222H115ZM120 224H121V223H120ZM141 224H142V223H141ZM148 224H151V223H148ZM166 224H167V223H166ZM73 225H74V224H73ZM109 225H110V224H109ZM112 225H113V224H112ZM121 225H122V224H121ZM6 226H7V225H6ZM19 226H20V228H21V225H19ZM34 226H35V225H34ZM38 226H39V225H38ZM67 226H68V225H67ZM153 226H154V228H152V229L155 230V229H156V228H155V224H154ZM162 226H163V225H162ZM32 227H33V226H32ZM103 227H104V226H103ZM129 227L133 228V226H131V225H129ZM150 227H151V226H150ZM160 227H161V226H160ZM2 228H3V227H2ZM4 228H5V229L8 228V230H11V229L9 228V224H8V227H7V228H6V227H4ZM12 228H13V227H12ZM20 228H19V229H20ZM23 228H24V227L22 226V228H21L22 230H25V229H26V227H25L24 229H23ZM30 228H31V227H30ZM34 228H35V227H34ZM34 228H33V229H34ZM38 228H39V227H38ZM38 228H37V230H38ZM142 228H143V227H142ZM161 228H162V227H161ZM161 228L158 227L159 231H160ZM21 229H20V230H21ZM31 229H32V228H31ZM65 229H66V228H65ZM101 229L104 230V228H102V227H101ZM125 229H126V227H125ZM140 229H141V228H140ZM144 229H145V228H144ZM149 229H150V228H149ZM166 229H167V226H166L165 230H166ZM8 230H7V231H8ZM14 230H15V232H14ZM20 230L17 231V229H13V230L9 231V234L13 232V235H12V237H13L14 234H15V236L18 235V234H16V232H19V235H20V234H21V233H20ZM27 230H28V228H27ZM27 230H25V232H27V233H28V232H31V233H32L31 235H33V233H35V232H32L30 229H29V231H27ZM35 230H36V229H35ZM63 230H64V229H63ZM126 230H127V229H126ZM157 231H158V230H157ZM159 231H158V232H159ZM162 231H164L163 228L161 229V233H162ZM21 232H23V231H21ZM39 232H40V231H39ZM23 233H24V232H23ZM27 233H24V235H26ZM144 233H145V232H144ZM0 234H1V233H0ZM35 234H36V236H37V234H39V233H35ZM43 234H44V233H43ZM147 234H148V233H147ZM153 234H154V233H153ZM10 235H11V234H10ZM22 235H23V234H22ZM22 235H20V238L25 237V236H22ZM39 235H40V234H39ZM148 235H149V234H148ZM157 235H158V233H157ZM157 235L155 234V236H157ZM26 236H29V234H27ZM36 236H35V237H36ZM149 236L152 237L151 235H149ZM158 236H159V235H158ZM0 237H1V236H0ZM32 237H34V236H32ZM18 238H19V237H18ZM36 238H38V236H37ZM156 238H157V237H155V238L153 237L154 240H156ZM10 239H12V238H10ZM28 239H29V238H28ZM32 239H33V238H32ZM32 239H30V240H32ZM42 239H43V238H42ZM148 239H149V237H148ZM23 240H24V239H23ZM25 240L27 241V238H26V237H25ZM25 240H24V241H25ZM43 240H45V239H43ZM146 240H147V239H146ZM14 241H15V240H14ZM24 241H23V242H24ZM45 241H46V240H45ZM8 242H9V241H8ZM43 242H44V241H43ZM152 242H153V241H152ZM29 243H30V242L28 241V243H27L28 245H27V246L24 245V246H25V247H28V246H29ZM41 243H42V242H41ZM41 243H40V244H41ZM154 243H156V242H154ZM23 244H24V243H22L21 245H23ZM42 244H43V243H42ZM4 245H5V244H4ZM6 245H8V244H6ZM6 245H5V246H6ZM47 245H48V243H46V245H43V246H46V247H44L45 249L48 248ZM49 246H50V244H49ZM10 247H11V246H10ZM29 247H30V246H29ZM1 248H2V246H1ZM1 248H0V249H1ZM4 248H5V247H4ZM39 248H40V246H39ZM39 248H38V249H39ZM7 249H8V247H7ZM20 249H21V248H20ZM28 249H29V248H28ZM28 249H27V250H28ZM42 249H43V247H42ZM45 249H43V250H45ZM50 249H51V248H50ZM55 249H57V248H55ZM29 250H30V249H29ZM53 250H54V249H53ZM48 251H49V249H48ZM48 251H45V253L48 252ZM50 251H51V253H52V250H50ZM50 251H49V254H50ZM58 251H59V250H58ZM2 252H3V251H2ZM33 252H34V251H33ZM38 252H39V251H38ZM42 252H43V251H42ZM184 252H185V251H184ZM15 253H17V252H15ZM39 253H41V252H39ZM0 254H1V253H0ZM5 254H6V253H5ZM9 254H10V253H9ZM185 254H186V253H185ZM3 255H4V254H3ZM13 255H14V254H13ZM36 255H37V254H36ZM38 255H39V254H38ZM53 255H54V254H53ZM180 255H181V254H180ZM188 255H189V254H188ZM11 256H12V255H11ZM11 256H10V257H11ZM14 256H15V255H14ZM42 256H43V254H42ZM45 256H48V255H45ZM171 256H174V255H171ZM182 256H183V258H184V255H182ZM190 256H191V255H190ZM196 256H198V255L196 254ZM196 256H195V257H196ZM20 257H22V256H20ZM33 257H34V256H33ZM33 257H32V258H33ZM49 257H50V259H52L51 256H49ZM185 257H186V255H185ZM200 257H201V256H200ZM16 258H18V257H16ZM16 258H15V260H16ZM34 258H35V257H34ZM34 258H33V260H35L34 262L37 261V264L40 263V260H42L41 258H40V260H39V259H36V258L34 259ZM38 258H39V257H38ZM44 258H47V257H44ZM53 258H54V257H53ZM66 258H67V257H66ZM187 258H188V257H187ZM19 259H20V258H19ZM21 259H22V258H21ZM24 259H25V258H24ZM50 259H49V260H50ZM172 259H173V258H172ZM181 259H182V258H181ZM190 259H191V258H190ZM192 259H193V258H192ZM5 260H6V259H5ZM27 260H28V258H27ZM44 260H46V259H44ZM52 260H53V259H52ZM179 260H180V259H179ZM0 261H2V259H1ZM18 261L20 262V260H18ZM38 261H39V262H38ZM42 261H43V260H42ZM164 261H165V260H164ZM173 261H174V260H173ZM180 261H181V260H180ZM195 261H197V260H195ZM21 262H22V264H24L23 261H21ZM45 262H46V261H45ZM103 262H104V260H103ZM2 263H3V262H1V264H2ZM15 263H17V262H15ZM43 263H44V262H43ZM43 263H41V264H43ZM110 263H111V262L106 263V264H110ZM114 263H115V261H114ZM162 263H163V262H162ZM17 264H19V263H17ZM100 264H102V262H101Z\"/></svg>", "mask_w": 264, "mask_h": 264}]
</instances>
